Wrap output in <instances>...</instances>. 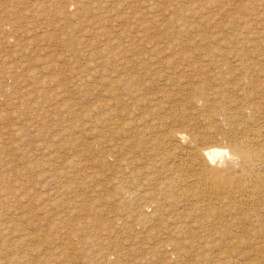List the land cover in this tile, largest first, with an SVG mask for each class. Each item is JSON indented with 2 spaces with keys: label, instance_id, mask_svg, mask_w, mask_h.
<instances>
[{
  "label": "rangeland",
  "instance_id": "374dc122",
  "mask_svg": "<svg viewBox=\"0 0 264 264\" xmlns=\"http://www.w3.org/2000/svg\"><path fill=\"white\" fill-rule=\"evenodd\" d=\"M110 1L111 2H109L107 0H105V1L104 0H89V2L87 3V0H83V2H82V0H0V261H2V262H0V264H4V263L5 264H118V263L119 264H127L128 262H129L128 264H142V263L143 264H152L153 263L152 260L153 261L155 260L154 264L158 263L159 261H161L160 262L161 264H167V263L168 264H174V262H175V264H181L180 261L182 262V264H187V263L188 264H192V263L196 264V262L199 264H204V263L205 264H215L216 261H217V264H222L221 261L222 262L224 261L223 264H225V263L226 264H229V263L232 264V261L234 259H235L234 260L235 262H233V264H237V263L238 264H247V263L248 264H257V263L258 264H264L263 263L264 262V258H263L264 257L263 256L264 255V246H263L264 241L262 238V237H264V235H262V237H261V235L259 233H257V234L255 233L256 235L254 234V232H256L258 229H260L262 231V233H264L263 232L264 228H262V226H260V224H258V223H255V224L251 223L250 219H247L245 221V223L247 222L245 225L242 224L243 227L241 226V224H235V223L225 224V223H222L219 220V218L222 214V213H220L221 211L218 210L221 206V205H218L219 203H217V204L214 203V205H213L214 207L211 208L210 210H208L209 213L207 216L205 213L202 212L206 217L209 218V221H208V219L206 220V217H204L205 219L204 218L203 219L206 220V222H208L207 223L208 225L209 224L210 225L208 226L206 223L205 224H199V225H201L204 229L205 228L208 229L209 227H211L206 232H205L206 229L203 230L202 227H199L200 229L199 228L194 229L193 226H189L190 225L189 223H191L190 220L192 217H189L190 220L188 217H185L186 222L183 220L184 218L183 219L181 218V217L188 215V213H191V214L193 213V215L194 214H200V216H201L202 214L200 212L198 213L197 211H195V212L184 211L185 212L184 213L182 211L187 210L188 208L183 209V207H179V206L178 207H176V206L172 207L169 199L168 198L167 199L162 198L161 194L159 195L160 201L161 200L163 202L166 201L169 204L165 203L163 207H161V208L159 207L160 209L157 208L159 211L154 207L139 206L141 204L140 202H142V200L144 201V199H145V201H148V200L153 199L152 196L156 192L153 190L154 184L152 186V183H155V180L152 179L153 178L152 176L154 175L153 172L154 173L158 172V171H156L157 170L156 168L157 167L161 168V165L158 164V166L156 167L152 163L153 159L148 160L147 157L152 153L147 151V150H149L148 148H145V144L147 147L150 148L151 140H154L156 138L155 135L162 136L163 139L168 140L165 142V144L164 143L161 144V147L158 148L159 151L156 150L159 153L160 150L162 149L161 152L159 153L160 155L158 153H157L158 155L157 154L156 155L157 156H163L165 159L164 162L166 164L167 163L168 164L169 163L174 164V163L178 162L180 160V158L190 159L191 156L194 155L195 151L198 148H202V147H204L206 145H210V144L216 145V143H217V145H218V143L226 144L228 142V140L230 139V137L235 136V134L238 133L237 123H234V124L230 123V121H228L227 119L222 120V118H224V117L222 115L218 114L217 111H216L217 114H215V113L211 114V112H209L211 107L208 108V106H212L215 104L219 105V103L221 104V102L222 103L224 102V99H225L226 105H231L230 101H232V99H233V101H235V97H237V100H240L241 94L237 95V93H239L237 90H238V87L242 85L240 83H242L241 80L244 77V76H240V74H242V75H245V74L241 69L234 67V65H233L234 57L232 54L237 52V51H240L241 47H242L241 50H247L248 49L249 53H251V55L253 54L252 55L253 60H256L257 63L260 65V66L258 65V67L264 68V64L263 65L261 64V63H264V55H263L264 54V47H263L264 42H261V41H264L263 40L264 39V32H263L264 28L261 26V25L264 26V23H263L264 12H262V11H264V0H261V1L259 0V2H258V0H245L246 4L247 5L249 4L248 6L245 4V2H243L244 0H241L240 1L241 3H239V0H237V1L236 0H228V1L227 0H225V1L224 0H213L212 4H211V1L208 4L209 1L207 2V0L206 1L200 0L199 2H196V3L193 0L192 1L191 0H187V1L186 0H157V1L156 0H146L147 2L145 0L144 1L143 0H117V1L110 0ZM132 1H134V2L136 1V2L133 3ZM142 1H143V3H142ZM195 1H197V0H195ZM104 2H106V3L104 4ZM112 2H115V3H112ZM123 2H125L126 6L124 5ZM153 2L156 3V5L153 4ZM204 2H206V3H204ZM215 2L216 3L218 2V4H216ZM235 2H237V3H235ZM242 2H243L244 7L246 9L242 6L243 5ZM157 3L159 4V6ZM122 4L125 7H123ZM127 4L128 5L131 4L132 7L130 5L127 6ZM137 4H140V6H138ZM163 4L165 7L163 6ZM168 4L170 5L169 8H168ZM197 4H199V5H197ZM207 4L210 6H208ZM82 5L85 7H83ZM141 5H143V7ZM185 5H188L189 7L188 6L186 7ZM200 5L202 6V8H200ZM205 5H206V7L203 8V6H205ZM118 6H119V8H118ZM145 6L148 10L145 8ZM151 6L152 7L154 6L153 7L154 10ZM190 6H192V7H190ZM194 6H195V10H193ZM196 6H197V9H199V8L200 9L196 10ZM241 6L243 7V9ZM149 7H150V9H149ZM172 7H175V9L178 10L177 11L178 14H177L176 10ZM184 7L186 9L187 8L188 9L186 10ZM208 7H209V10H207ZM219 7H220L221 11L219 10ZM223 7L226 10L225 9L222 10ZM232 7L234 10L232 9ZM85 8H86V11L84 10ZM156 8H158V9H156ZM163 8H164V11H163ZM190 8H192V9H190ZM251 8H252V10H249ZM159 9L164 13V14L162 13L163 15L161 13H159V12H161ZM210 9L214 13L210 14L211 13ZM258 9H260V10L258 11ZM149 10H150V12L153 13V16L151 15L152 13L149 12ZM200 10H202V11H200ZM206 10L208 12L210 11V13H208ZM229 10H230V13L228 14ZM87 11H89V12H87ZM156 11L159 14L154 13ZM183 11H185V12H183ZM222 11H223V13H222ZM232 11H235V12H232ZM106 12H108V13L110 12V13L107 14ZM111 12L112 13L114 12L113 15L111 14ZM143 12H145V13H143ZM197 12H199V13H197ZM224 12H226L228 16ZM242 12H244L243 14L245 16L241 15ZM259 12H260V14H259ZM84 13H85V15H84ZM104 13H106V14H104ZM182 13L183 14L185 13V14L183 15ZM190 13H191V15L193 14L195 19L197 18V15H198V18L199 17L202 19L204 18V20H202L200 18H199L200 20L198 18H197L198 20L197 19L195 20L193 17V21H194L193 22L192 18H190V17H192L190 15ZM207 13H208V15H207ZM144 14L146 15L145 17H144ZM155 14L158 15L161 22H159V20H157L158 17ZM175 14L177 15L176 18L174 16ZM179 14L181 16H178ZM257 14H259L258 15L259 17H257ZM236 15H239L240 17L237 16L238 17L237 18ZM252 15H254V17ZM102 16H104V17H102ZM108 16H110L109 18H111V19L107 18ZM183 16H185V18H183V19H185L188 22V24H186V25H185L186 21L183 23L184 20L182 21V19H181ZM210 16L212 19H215L216 21L209 18ZM216 16H218V18ZM251 16L253 19L251 18ZM83 17L85 18V20H83L84 19ZM139 17H140V19H139ZM153 17L155 19L151 20ZM173 17H174V19H173ZM179 17H180V19H178ZM219 17H222V18H220V20H219ZM225 17H227V19L230 17L229 18L230 21H229V19L227 20ZM106 18H107V20H106ZM146 18H150V20L152 22H150V20L146 19ZM235 18L237 20L238 19L239 20L236 21ZM259 18H261V19H259ZM92 19H93V21H92ZM121 19H122V21H120ZM170 19H171V23H170ZM206 19L208 21H206ZM255 19H256V21H255ZM104 20H105V22H104ZM138 20H139V22H136ZM168 20H169V22H168ZM232 20H234V21H232ZM153 21H155V22H153ZM189 21L192 23L189 24ZM195 21H197L196 23L198 25L200 24L204 28L202 26H201L202 27L201 28L200 25L198 26L195 23ZM198 21L199 22L201 21L202 23H199ZM218 21H220V22H218ZM165 22H168V23H165ZM178 22H180V23L182 22V23L177 24ZM205 22H206V24H204ZM231 22H232V25H231ZM248 22L251 24H249ZM87 23H88V25H87ZM146 23H147L148 28H145ZM155 23L157 25H160V28H159V26L154 25ZM163 23L165 24L164 26L167 25L166 27H167V30H169L168 31L169 34H168L166 28L163 26ZM193 23L196 25L194 26ZM209 23H211V24H209ZM218 23H219V25H217ZM224 23L227 26L224 27ZM234 23L237 24L236 26L239 27V28L237 27V30L235 28L236 26H234L235 25ZM247 23H248V25H247ZM103 24L105 26H103ZM191 24L194 26V28L192 27ZM244 24H246V25H244ZM254 24L257 25L259 31L255 27ZM141 25L144 27H142ZM230 25H231V27H230ZM85 26L86 27L88 26L89 31L86 30ZM182 26H184L185 28H183ZM217 26H219V27H217ZM94 27L97 29L94 30ZM151 27H153V28L150 30L151 31L150 32L149 28H151ZM161 27H164V29ZM211 27L213 28L212 30H210ZM140 28L141 29L144 28V30H141ZM172 28L175 30H172ZM187 28H189V30ZM200 28H201V30H200ZM207 28H208V30H207ZM231 28L232 29L234 28L233 29L234 31ZM260 28L262 30H260ZM121 29L123 32L120 31ZM129 29L130 30L132 29V30L130 31ZM170 29H171V31H170ZM186 29L188 31H190V29H192L191 33L187 32ZM194 29H197V30L193 31ZM202 29H203V32H201ZM230 29H231V31H230ZM114 30H116V31H114ZM125 30L126 31L128 30L129 34L127 32H125ZM159 30H161V31H159ZM178 30L180 32H177ZM225 30H227L228 33ZM253 30H254V33H253ZM108 31L109 32L111 31V32L109 33ZM162 31H165V32L163 33ZM182 31H184V33L186 35L181 33ZM198 31H200V32H198ZM89 32H91V33H89ZM113 32H114V35H113ZM175 32H177V33H175ZM196 32L199 33L198 36H197ZM205 32H207V34ZM216 32H218V33H216ZM222 32L224 33V35H226V37H228L229 35H231V36L229 38H226V37L223 38L224 35ZM230 32H232V33H230ZM256 32H257V34H256ZM85 33H87V34H85ZM106 33H107V35H106ZM239 33H241V35H238ZM117 34L120 35V36H118V38H120V39L117 38ZM167 34H168V36H167ZM181 34H183L184 36ZM204 34H206V35H204ZM110 35H113V37ZM169 35H171L172 37H175V36H177V37L172 38V37H169ZM194 35H195V37H197V39L194 37ZM202 35H203V37H205L204 39H203ZM107 36H109L113 39H110V38L106 39ZM121 36H124L126 38L122 39ZM131 36H132V38H131ZM161 36H162V38L164 36V38L163 39L161 38V40L159 41V38ZM188 36H190V37H188ZM233 36H234V38H233ZM128 37H130V38H128ZM152 37H153V40H155L157 43L152 41ZM198 37L199 38L201 37V39H199ZM213 38H214V40H213ZM238 38H239V42L236 41ZM256 38H259L258 39L259 42H258V40H256ZM121 39L123 40V42ZM131 39H132V41L126 42L127 40H131ZM112 40H113V43H112ZM226 40H228V41H226ZM246 40H248V43ZM168 41H170V42H168ZM107 42H109V43H107ZM117 42L119 44L121 43V46L119 44H116ZM146 42H148L147 45L145 44ZM150 42H153V43H151V45H149ZM171 42L173 43V45L176 43L177 44L171 47V44H172ZM240 42H242V43H240ZM255 42H257L258 45L261 44L262 48H261V46L257 47V44L255 45ZM128 43L129 44L131 43V44L129 45ZM183 43H185L184 44L185 46H180L181 44L183 45ZM189 43H191V44L187 45ZM208 43H210V44H208ZM223 43H224V47H223ZM229 43H234V44L236 43V44L235 45L233 44L234 45V47H233V45L229 44ZM108 44H110V45H108ZM112 44L114 47L112 46ZM126 44L129 45V46L127 45V48H126ZM135 44L139 45V47L137 46V47L133 48V46H136ZM165 44H168V45H165ZM207 44H208V46H207ZM227 44H229V46ZM237 44H238V47L236 46ZM116 45H119L120 47L117 48L118 46L115 47ZM141 45H142V47H140ZM244 45L248 46V48H246V46H244ZM147 46H150V47H147ZM156 46H159V47H156ZM176 46H178V48H180V50H182V51L185 48V50L187 52L186 53L185 51H183L185 57L181 56V55H183L182 51L181 52H180V50L178 51V48ZM203 46H205V50H204ZM209 46H211V47H209ZM103 47H105L104 48L105 51H103ZM129 47H132V48H130V51H131V49H134V51L133 50L131 51L133 54L129 53L130 51L128 52ZM151 47H152V50L150 49ZM213 47H214V50H213ZM230 47H231V50L229 49ZM236 47L239 49H236ZM110 48H115V49L117 48V50L115 51V49H110ZM136 48H138V50H135ZM142 48H145V50ZM154 48H155V50H153ZM156 48L157 49L160 48V49L156 50ZM168 48H169V50H168ZM181 48H183V49H181ZM209 48H211L212 50ZM233 48H235L236 50H234ZM93 49H95V50H93ZM107 49L109 51L111 50V52H109ZM118 49H119V51H118ZM162 49H163V51H161L162 52L161 53L160 50H162ZM201 49H203V50H201ZM218 49H219V51H218ZM112 50H114V51L112 52ZM120 50H121V52H120ZM146 50L149 53L146 52ZM149 50H151V52ZM171 50H173V51H171ZM190 50L196 52L195 55H194V52L191 53ZM223 50H224L223 53L225 55L228 52L230 53V55L228 53V56L226 55L225 57H227L229 61L233 62V63L231 62V65H230L233 67L232 69H230L231 67L229 66L230 67L229 68L228 65L227 66H225V65L218 66V64H217V66H215L216 64L213 63V65L214 64L215 65L210 66V64H212V63H210V64L208 63L210 61L211 55L216 54V52H218L216 56H218L219 52H220V54L223 55V53L221 52ZM229 50L231 52H232V50H234V52L231 54V52ZM98 51H99V55H98V53L97 54L95 53ZM122 51H125L128 54H126L125 52H122ZM135 51H136V53H135ZM152 51H154L153 55H152ZM203 51H204L205 55H207V57L204 55L203 56L201 55L203 53ZM205 51H208V52L211 51L210 53H213V54H210V53L207 54V52H205ZM88 52H91L90 55L88 54ZM100 52L103 53L102 55H104L105 57L102 56ZM106 52L110 53V55H108V53H106ZM117 52H119V53H117ZM137 52H139V53H137ZM189 52H190V55H189ZM200 52H202V53L199 54ZM111 53L113 54V56ZM115 53H117V54H115ZM121 53L125 56V59L123 58L124 56L122 57ZM157 53H158L159 60H160V58H162L164 62L162 60L158 61ZM160 53H161V56H160ZM167 53H170V54H167ZM172 53H173V55H172ZM178 53H180V54L177 55ZM93 54L96 56H94ZM119 54L121 56V59H123L126 62L125 63L126 68L124 70H123L124 67H118V64H117V63H119L118 60H121V59H119ZM129 54L131 56L133 55L132 58ZM135 54H139V55L142 54V55L139 56V55H135ZM127 55H129V56H127ZM255 55L256 56L258 55V56L256 57ZM106 56L108 58H106ZM111 56H112V58H111ZM145 56H147V58ZM172 56H174V58ZM178 56H180V57H178ZM97 57L101 58V59H99V63H97L98 62ZM152 57H153V59H152ZM163 57L165 58V60ZM167 57L169 59H167ZM258 57H259V59L257 60L256 58H258ZM93 58H94V60H93ZM129 58H130V60H132L134 62L135 65L131 61L133 65L129 66V64H131L130 60L127 63ZM138 58L139 59L142 58L143 63L138 64L139 63L138 61L141 62V60H136ZM155 58L157 59V62L155 61L156 60ZM192 58L193 59L195 58L196 61L198 60L197 61L198 63L195 61V59L193 60ZM95 59L97 60V62L95 61ZM108 59H109V61H108ZM110 59H112V60L114 59L115 63H113L114 61H112V60H111V62H112L111 63ZM143 59H144V61H143ZM146 59H148V60H146ZM151 59L153 61H151ZM180 59L184 60V62L180 61ZM200 59H201L202 63H199ZM87 60H88V62H87ZM89 60L94 62V63L90 62ZM190 60L192 63H190ZM103 61H104V63H102ZM147 61L148 62L150 61V62L147 64L146 63ZM152 62H154L155 64L156 63L160 64L161 67H160V65H158V64L155 65ZM165 62H166V64H165ZM179 62H181L183 64H179ZM193 62L197 63V64L195 65ZM203 62L206 63V65L203 64ZM91 63L95 64L97 67L99 65V68L100 67L101 68L99 69V68L95 67L94 65H91ZM101 63H102V65H101ZM109 63H111L110 67L107 66V65H109ZM163 63L166 65L167 68L166 67L165 68L169 72L167 70H165V68L163 67L164 66ZM175 63H178V64H175ZM86 64L90 70H88V68L86 67ZM113 64H115V65H113ZM174 64L176 65V67ZM200 64L201 65L203 64V67L204 68L206 67V68L202 69L203 67ZM136 65L139 67H137ZM144 65H146V68H144L145 67ZM153 65H154V67H153ZM91 66H92V68H91ZM111 66H112V68H111ZM116 66H117V68H116ZM190 66H192V67H190ZM108 67L110 69H108V71H107ZM151 67H152V70L150 72ZM209 67H211V68H209ZM212 67H214V69ZM218 67L220 69L222 67H224V69L223 68L221 69L222 72L220 71V69ZM104 68H106V69H104ZM133 68L135 69L136 72L134 71ZM172 68H173V70H170ZM180 68H182V69H180ZM198 68H201L203 71H207V72L203 74V72L200 71L201 69H198ZM101 69H103V70H101ZM128 69L129 70L131 69L130 73L132 74V76H130L131 75L130 73H127V72H129ZM140 69H143L142 72L143 71H145V72L142 73L140 71ZM177 69H179V70H177ZM234 69H236V70L234 71ZM237 69L240 70V72L242 71L243 73L242 72L240 73ZM104 70H106V71H104ZM155 70H156V73H158V72L159 73L155 74ZM174 70L177 73L174 72ZM180 70H182L181 71L182 72V74H181L182 78L184 75H186L182 79L183 82L181 81L180 74L178 75V71H180ZM185 70H188V71L186 72ZM231 70H233V71H231ZM88 71H89V73L93 72L91 74L92 79H90V74L88 73L89 74L88 75L86 73ZM125 71H127V72H125ZM152 71H154V72H152ZM213 71H215L217 74L214 73ZM254 71H255V73H254ZM256 71H258V70L254 69L253 72H252V70H249V72H248L249 76L247 75L246 80L248 81L250 79L249 77H251V75L253 74L252 75L253 78L257 77V79H260V81H264V75L263 74L260 75ZM113 72H115V73L113 74ZM160 72H162V74ZM181 72H179V73H181ZM223 72L225 73V75ZM227 72H229V73H227ZM233 72H235L236 75H232ZM98 73L99 74L101 73L100 75L102 76V78H105L107 81L105 82V80H102L101 77L98 78L100 76V75H98ZM111 73L113 74V76H111L112 75ZM118 73H120V74H118ZM135 73H137V74H135ZM148 73H149V75H148ZM164 73L165 74L168 73V74L164 75ZM175 73L180 78L179 82H178L179 78H177ZM183 73H184V75H183ZM199 73H201V74H199ZM218 73H223V74L221 75ZM230 73L232 76H230ZM94 74L97 76H95ZM122 74H125L124 77L122 76ZM142 74L144 75L143 78H142ZM153 74H155V76H153ZM193 74H194V76L195 75L196 76L192 77L191 75H193ZM207 74L209 76L208 79H207V77H208ZM237 74H238V76H237ZM86 75H88V76H86ZM92 75H94V76L92 77ZM107 75L111 76L112 78L108 77ZM114 75H115V77H114ZM119 75H121L122 79H120L121 77ZM161 75H163V77ZM201 75L202 76L204 75V76L202 77ZM216 75L217 76L219 75V76L217 77ZM199 76H201V77H199ZM128 77H129V79H128ZM137 77H138V79H137ZM160 77H162V78L160 79ZM173 77H175V78H173ZM93 78H96V81ZM108 78H109V80H108ZM115 78H117V80H115ZM131 78H132V80H131ZM144 78L147 82H145V80H142ZM155 78H157V80ZM163 78H165V79H163ZM193 78H195V79H193ZM85 79H87V80H85ZM123 79H124L125 84H123ZM140 79L142 80V82H140V83L145 84V85L149 84L150 86H148V85L142 86L140 83L135 84V82H133L134 85H137V86H134L133 83H131V81H133V80L139 82V81H141ZM170 79L173 80V82L175 84L172 81H170ZM174 79H178V80L175 81ZM185 79L187 80V82H184ZM235 79H236V81H235ZM83 80L85 82L82 83ZM127 80H129V81L127 82ZM194 80H196V81H194ZM157 81H158V83H156ZM210 81H212V83ZM230 81H231V83H233L232 81H235L234 82L235 84L234 83L228 84V83H230ZM90 82L93 84H91ZM108 82H111L112 84L117 82L115 84V86L118 83L120 85L121 84H123V85H121L122 88L120 87L119 84L116 87H114V85L112 86L111 83H108ZM196 82L199 83L200 87L197 86L198 84ZM171 83H173L174 85ZM192 83H193V85H192ZM84 84H85V86H84ZM96 84H98V85H96ZM100 84L103 86V88ZM151 84H153L152 87H151ZM159 84H160V87L158 86ZM164 84H166V85H164ZM167 84H170V85H167ZM185 84H186V86H185ZM208 84H210V85H208ZM110 85L112 86V88ZM132 85L136 89L134 87H131ZM138 85L140 87H138ZM161 85H162V87H161ZM163 85H164V87H163ZM226 85H227V88H225ZM93 86L94 87L98 86V88H96L97 92L95 91L96 89L94 90V88H90ZM104 86H107V87L109 86V89L107 87L105 88ZM118 86L123 90L118 88ZM123 86H124V88H123ZM128 86H130L131 88ZM174 86H175V88H174ZM187 86H188V88H187ZM233 86L234 87L236 86V87L232 88ZM137 87H138V89L141 90V91L139 90L140 92H138ZM153 87H155V89ZM172 87H173V89H172L173 91H170V89ZM211 87H213V88H211ZM217 87L219 89L222 87L223 90H225V91H222V93L223 92L226 93L225 95H227L229 97L230 101L227 100L228 97H225L224 99L220 97V99H219V94L216 93L218 96L213 94L214 91H216L218 89ZM101 88L103 89V92L101 91L102 90ZM114 88H115V91L118 88L117 94L113 90ZM129 88L137 91L138 95L136 94L135 91L130 90ZM143 88L146 90V94H144L145 91ZM147 88L149 90H147ZM189 88H191V89H189ZM199 88L202 89L201 92L199 91L200 90ZM105 89H106V91L107 90L108 91L110 90V91L106 92V91H104ZM125 89L128 91V93H127V91L124 92ZM158 89H159V91H158ZM161 89H162V91H161ZM183 89L185 91H187L188 93H190L191 95L188 94L187 92L185 93ZM192 89L193 90L197 89V90H196V92H195V90L193 92ZM228 89L231 91V93H230V91L228 93ZM152 90H155L156 92H154V94H153ZM163 90H165L164 94H163ZM203 90H205V92ZM93 91H95V92H93ZM149 91H151V92H149ZM177 91H179V92H177ZM232 91H235V92H232ZM119 92H121V93L119 94ZM133 92H135L134 93L135 97L132 96ZM161 92L163 95H160ZM176 92L178 93V95L176 94ZM106 93H108V96H111L113 94V97L111 96L110 97L111 99L108 98ZM129 93H131V94H129ZM183 93H185L184 96H183ZM232 93L234 95H232ZM97 94H98V96H97ZM101 94H102V97L104 96L103 98L101 97ZM187 94H188V96H186ZM196 94L198 97L196 96ZM201 94H203V96H200ZM122 95H124V96H122ZM142 95H146V96H142ZM180 95H182V97ZM207 95L209 97V99H207L208 101L205 99V98H208V97H205ZM213 95L216 97H214ZM88 96H90V97L88 98ZM117 96H119V97H117ZM158 96L159 97L161 96L160 98L164 97V99L162 98L161 99L162 101H161V100H159L160 98ZM166 96H167V98H165ZM210 96H212L213 98L212 97L210 98ZM126 97H130V98L127 99ZM169 97H171V98H169ZM192 97H194V98H192ZM99 98L102 100V103H101V100ZM145 98L147 99V102H145L146 101ZM148 98H150V99H148ZM156 99L159 101H157ZM176 99H177V101H176ZM179 99H182L181 100L182 104H180ZM183 99L184 100L186 99L185 102ZM191 99H193V100H191ZM104 100L106 101V104L105 103L103 104V102H105ZM124 100H126V101H124ZM139 100H142V102L144 101L145 103H147V105L149 104L148 107L144 102H143L144 105L143 104L140 105L142 102ZM164 100H165L167 106H165L166 104L164 103ZM189 100L192 101L191 103H193V105H190L191 103H188ZM214 100L218 104L215 102L213 103L212 101H214ZM119 101H120V103H119ZM154 101H156V102H154ZM202 101H205L206 103L202 102ZM111 102H113V103H111ZM210 102H211V104H210ZM150 103L151 104L153 103V106L151 105L153 108L150 106ZM171 103H173L172 106L169 105ZM96 104H98L99 106L98 105L96 106ZM122 104L123 105L126 104V107H125V105L122 106L123 109L121 108ZM131 104L133 105V107L131 106ZM154 104L157 106H155ZM203 104H206V105L204 106ZM127 105L129 106V108L132 107L133 110L130 109V111H129V108L127 107ZM187 106L189 108H187ZM193 106L194 107L196 106L195 108H197V109H195V112H194ZM231 106H234V105H231ZM106 107H107V109H106ZM179 107H181V108H179ZM184 107L186 108L185 110H184ZM205 107L208 108V109H205L206 112L204 110ZM108 108H109V110H112V111H108ZM136 108H137V112H136ZM144 108H148V109L151 108V109H153V112L150 113V111H149L147 113L148 109L145 110ZM155 108L159 109V110L157 111ZM163 108H164V110H163ZM191 108L193 110H191ZM120 109L121 110L127 109L128 113L126 111L121 112ZM151 109H149V110H151ZM154 109H155V111H154ZM200 109L202 111L198 112ZM114 110H115V112H113ZM116 111H118V112L120 111L122 114L121 113L117 114ZM133 111H134V114L131 113L132 114L131 115L130 112H133ZM184 111H186V112L184 113ZM95 112L97 114L98 113L99 114L97 115ZM105 112H107V113H105ZM109 112H111V113H109ZM169 112H171V113H169ZM196 112H198V113H196ZM113 113H114V115H113ZM126 113L128 114V117L125 116V115H127ZM136 113H137V115H136ZM145 113H147V115ZM166 113L168 115H166ZM180 113H182V114H180ZM189 113L191 115H188ZM204 113L206 114V116ZM88 114H90V116H87ZM93 114H96V116H98V118L95 117V115L93 117ZM115 114H116V116H115ZM129 114H130V117L132 118V120L129 117ZM142 114H144L145 117ZM161 114L162 115L165 114V115L162 116ZM200 114H202V115H200ZM209 114H211L212 116L215 115L214 116L215 118L212 117L211 115L209 116ZM120 115H122V116H120ZM133 115L135 118L133 117ZM182 115H183L185 120L182 119L183 118ZM194 115H196V116H194ZM198 115H200L201 117L199 116L200 118H198ZM101 116L105 119L104 121H103V118ZM114 116L116 117V121H115ZM149 116H151V117L153 116V118H150ZM180 116H181V118H179ZM185 116H188V118H190L192 120L189 121L190 119L185 118ZM208 116L210 119H208ZM121 117H122V120H120ZM123 117H124V121H123ZM216 117L218 118V120L220 118L221 119L219 121H217V120H215V119H217ZM107 118L109 120H107ZM149 118L151 120H149ZM92 119H93V121H92ZM97 119H98V121L101 120L102 122L99 121L97 123V121H96ZM141 119H144V120H141ZM145 119H147V121ZM168 119H170V120H168ZM172 119L174 120L175 123L173 122ZM180 119H181V121H180ZM178 120L181 123L178 122ZM194 120H196V121L194 122ZM200 120H201V122H200ZM206 120H208V122ZM214 120L216 123H214ZM85 121H88V122H85ZM105 121H107L109 123H106ZM129 121L130 122L135 121L134 124L139 125V128L137 129L138 132H136V130L134 128L135 125L133 123H130ZM182 121L185 123H183ZM211 121L213 123L210 124L209 122H211ZM227 121H228V123H226ZM111 122H112V124H111ZM136 122H138V123H136ZM187 122L190 126V129L188 128L189 130H187V127H188ZM222 122H223V124L225 122L226 124H224V125L226 127L228 126L229 128L224 127V125H222ZM145 123H146V125L144 126ZM149 123H150V125H152L154 127H149L150 126ZM169 123L172 125H170ZM177 123L180 125H177ZM198 123H199V125H198ZM200 123H202V124H200ZM101 124H102V126H99ZM124 124H125V126L123 127ZM154 124H156V125H154ZM175 124L177 125V127ZM181 124L184 128L181 126ZM186 124H187V126H186ZM216 124L218 127H216ZM235 124L237 127L235 126ZM108 125H109V127H108ZM117 125L118 126L120 125V126L118 127ZM158 125L159 126L161 125L160 126L161 128ZM92 126H93V128L90 129ZM103 126H105V127L103 128ZM112 126L114 127L115 130L112 129L113 128ZM165 126H167V127H165ZM194 126H196L198 128H195ZM213 126L215 127V129ZM84 127H85V129L86 128L87 129L85 130ZM144 127H146V128H144ZM180 127H182V128H180ZM95 128H97V129H95ZM105 128L106 129L108 128V129L106 130ZM120 128H121V130H123L124 133L120 130ZM123 128H125V129H123ZM151 128H154L153 133H157V132L158 133L153 135ZM163 128L165 129V131ZM185 128H186L187 132H191L190 130H192L194 132L196 131L195 133H197V137L190 135L189 139L181 140V141L179 140L180 142L177 140H174V139L169 141V138L167 137L168 136L167 133L169 130L170 131H178V129L185 130ZM210 128H212V130ZM221 128L224 130H221ZM93 129H95V131ZM157 129L158 130L160 129V131L162 130V132L157 131ZM198 129H199V131H197ZM232 129L236 132L232 131ZM89 130H90V132H89ZM96 130H99L100 132L96 131ZM129 130L132 132L131 134H130ZM150 130H151V132H150ZM112 131L114 132V134ZM146 131L148 132V134ZM226 131H228V132H226ZM98 132L100 134H98ZM101 132H102V134H101ZM103 132L104 133L106 132L105 133L106 135ZM107 132L110 133L109 136L115 137V138H112L114 140L110 139L111 137L108 139L109 136H108ZM115 132H117V133H115ZM127 132H129L128 135H127ZM139 132H140V134H139ZM143 132H146L145 135H147V136L143 135L144 134ZM159 132H160V134L161 133H163V134L160 135ZM202 132H204V135L202 134ZM219 132H221V134H219ZM229 132H231V133H229ZM133 133H134V135H133ZM137 133L139 136L137 135ZM150 134H152V135L150 136ZM198 134H200V135H198ZM207 134L208 135L210 134L211 136L209 135V137H208ZM216 134L218 137H216ZM222 134H223V137H222ZM230 134H232V136ZM97 135H99V136H97ZM165 135H167V136H165ZM130 136H132L133 138L132 137L130 138ZM205 136H207L206 139H205ZM127 137H129V138L127 139ZM105 138H106V140H105ZM121 138L123 140H121ZM134 138L136 141H138L137 139H140V140L143 139V144L141 141V144L139 146H137V148H136L135 144L140 143L139 142L140 140L138 142H136L134 140ZM191 138L193 139V141ZM195 138L198 140H195ZM207 138H208V141H207ZM213 138L214 139L219 138L218 140H220V141L214 140ZM129 139H131V141ZM223 139H224V141H223ZM226 139H227V142L225 141ZM133 140L135 142H133ZM105 141H106V144H105ZM124 141L126 142V144H127V142L128 143L132 142V143H130L128 145H122V144H124L123 143ZM144 141H145V143H144ZM146 141L148 142V144ZM206 141L207 142L210 141V143H206ZM103 142H104V145H103ZM168 142H170L169 143L170 145L168 144ZM181 142H182V144H181ZM188 142H190V143H188ZM133 143H134V145L130 147L129 145H132ZM171 143H174V144H171ZM183 143H184V146H183ZM114 144H115V146H114ZM167 144H168V146H167ZM189 144H191V146ZM70 145H71V147H70ZM74 145L77 147H75ZM105 145H107V146H105ZM110 145H113V146H110ZM63 146H65V147H63ZM73 146L75 149L73 148ZM122 146H124V149H122V150H125V151H122V150L120 151V149L123 148ZM125 146H126V148H125ZM140 146H141V148H140ZM117 147H119V149ZM133 147H135V148H133ZM164 148H167V149H164ZM179 148L181 149V151L183 150L182 151L183 153H178V152H181ZM187 148H188V150L186 151L185 149H187ZM111 149H113L114 151ZM126 150H128V151H126ZM139 150L140 151L142 150L141 152H143V150H144V154H147L148 156L143 155V153H141ZM171 151H173V152H171ZM174 151L176 153H174ZM114 152L116 154L115 156H113ZM122 152H123V154L125 152H128V153H125L123 155ZM163 153L166 155H164ZM170 153H172V154H170ZM128 154H130V156ZM135 154L137 156L139 154L140 157L134 156ZM118 155L120 156V158ZM156 155L154 157H157ZM116 156H118V157H116ZM124 156H126V157L124 158ZM187 156H189V158ZM114 157H115V159H114ZM165 157H167V159ZM168 157H170L171 162H170ZM126 158H127V160H126ZM136 158H137V160L141 158L143 160L144 164L142 163L141 159H140L141 161L140 160L137 161ZM122 159H125L126 162H125V160L122 161ZM145 159L148 161L147 163L145 162ZM76 160H78V162ZM124 162L127 164H125ZM134 162L135 163L137 162L136 163L137 167L134 164ZM118 163H119V166H118ZM120 163L124 164V165H122L124 168L121 166ZM140 163H142V164H140ZM162 164H164V163H162ZM152 168H154V171ZM144 169H146V170H144ZM162 172L160 173V175L157 174L159 179H163L161 177L162 174L164 176H166ZM130 173H131V175H130ZM125 174L127 177L125 176ZM121 175H122V177H121ZM132 175H134L135 177H133ZM136 175H138V176H136ZM64 176H65V178H64ZM117 176L119 178H117ZM120 177H121V179H120ZM128 177H129V179L130 178H132V179L129 180ZM146 179L148 180L147 182H146ZM151 179H152V182H151ZM123 180H125L124 181L125 183H119V182H123ZM126 180H127V182H126ZM145 182H146V184H145ZM141 184H143V185H141ZM117 185L120 188H122V190L120 188H117L118 187ZM131 185H132V188L130 187ZM123 186L125 188H123ZM127 186L129 188L128 191L126 190ZM148 186H150V187H148ZM142 187H144L145 190ZM117 190H119L120 192ZM129 190H130V192H129ZM145 191L147 193H145ZM148 191H151V192L153 191L154 193L152 192V194H151ZM131 192H132V195L130 196ZM137 192H138V194H136ZM139 192L141 195L139 194ZM123 194H124V196H122ZM147 194H149V196ZM259 194H260V197L261 196L263 197V199H262V197L257 198L259 196ZM136 195H139L141 197H139V196L136 197ZM254 195H255V197H254ZM119 196L121 198V199L120 198L119 199L122 202L123 201H125V202H123V203L119 202L120 201L118 199ZM123 197H124V199H122ZM132 197L135 199V202H133L134 199ZM142 197L143 198L145 197V198L142 199ZM148 197H150V199ZM125 198H127V199H125ZM137 198H138V200H137ZM251 198H252V201H254L256 203V206L261 207L260 208L261 214H264V213H262V212H264V209H263L264 208V205H263L264 204V187H262L261 192H257V193H254L253 195H251ZM259 199L260 200L262 199L261 203H260ZM127 201L129 204L126 203ZM216 202H218V200ZM135 204H136V206H135ZM133 206H134V208H133ZM216 206H217V209H216ZM164 208L166 210H164ZM168 208L172 209L173 211L169 210ZM127 209H128V212H126ZM179 209H181V210H179ZM167 210H168V212H167ZM189 210H190V208H189ZM146 211L147 212L152 211L153 214L151 212L145 213ZM155 211H157V212H155ZM136 212H137V214H136ZM158 212H160V213H158ZM180 212H182L183 215L184 214H186V215L183 216L182 213H180ZM128 213H131V214L128 215ZM141 213L142 214L144 213V215H142ZM165 213L167 215L174 213V214H171L174 216H167ZM149 214L152 216L150 217ZM210 214H212V216ZM136 215H139V216L136 217ZM154 215H156V216H154ZM165 215L168 218H166ZM122 216H124L125 219L123 217V220H122V218H120ZM126 217H128V219ZM211 217H212V219H214L212 221L214 226H212V224H211V220H212ZM162 218L164 220H166L165 224L162 223V222H164V220ZM180 218L182 220H180ZM244 219H245V216H244ZM119 221H120V223H118ZM127 221H129L131 223H129ZM136 221H138V222H136ZM152 221H154V222H152ZM141 222H142V224L144 222L143 226L144 227L146 226L145 228L142 226ZM168 222H169V224H167ZM180 222L181 223L183 222V223L181 224ZM136 223H138V224H136ZM175 223H176V225H174ZM179 223L181 225H183V229H185V228L186 229L181 230L182 227ZM116 224H118V225H116ZM124 224H125V226H124ZM149 224H151V225H149ZM172 224L174 226H172ZM184 224H186L187 226ZM231 224L236 225V227H238L239 229L238 228L236 229V227L232 226ZM250 224H251V226H249ZM152 225H154V227ZM164 225L166 227H163ZM168 225L169 226L171 225V226L169 227ZM203 225H205V226H203ZM226 225H229V226L226 227ZM246 225L249 226L251 229L249 227H247ZM3 226H6V227L3 228ZM158 226H159V228L155 229V227H158ZM175 226H176V228H175ZM245 226H246L245 230L248 231V233L246 231L243 232V229L245 228ZM7 227H8V230H6ZM115 227L116 228L118 227V229H116ZM119 227H121V228H119ZM172 227H173V229H172ZM219 227H220V229L222 228V231L220 229H219V231H217ZM228 227H230V228H228ZM255 227H257V228H255ZM125 228H127L129 231L124 230ZM142 228H144L145 230H142ZM150 228H152L153 230ZM164 228H166V229H164ZM174 228L177 229L178 231L176 230L177 231L176 232L174 230ZM191 228H193V229H191ZM213 228H214V230H213ZM231 228H233V229H231ZM119 229H122V230H119ZM188 229H189V231H188ZM235 229H236V232H234ZM141 230L143 232L146 231V233L145 234L142 233ZM158 230H160V231H158ZM166 230H167V232H166ZM168 230H170V231H168ZM172 230H174V231H172ZM186 230H187V232H186ZM196 230H198L199 233L194 232ZM200 230L202 231V233ZM211 230H213V231H211ZM229 230L230 231L232 230L231 233L229 232ZM115 231H117V232H115ZM226 231H228V232H226ZM131 232H132V234H130ZM149 232L152 233V238H150L151 234ZM171 232H172V235H170ZM218 232H221V233H218ZM240 232H242V233H240ZM208 233H210V234L213 233L214 235L213 234L210 235ZM222 233H225V234H222ZM229 233H230V235H229ZM35 234H36V236H35ZM108 234H109V236H107ZM112 234H113V237H110V236H112ZM141 234L146 235L147 237L146 236H139ZM163 234L170 235V236H164ZM236 234L237 235L239 234V235L236 236ZM180 235L183 237H179ZM194 235H195V237L196 236L197 237L195 238ZM115 236L116 237L120 236V237H118V239H117V238H115ZM137 236L140 238V240ZM154 236H157V237H154ZM191 236H192V238H191ZM230 236H232V237H230ZM245 236L246 237L251 236V237L246 238ZM253 236L257 239L254 240ZM33 237L37 241H35L33 239ZM107 237H109V238H107ZM131 237H134V239ZM160 237H161V240L156 239V238H160ZM167 237L169 238V240ZM126 238L128 240H126ZM137 238L140 241V243L137 240ZM222 238H223V240H222ZM236 238H237V240H236ZM245 238H246V240H244ZM251 238H253L252 241L250 240ZM130 239H132V242ZM155 239L157 240V242ZM162 239L164 240V244L161 242V241H163ZM170 239H172V240H170ZM189 239L192 240L191 243L189 242L190 241ZM225 239H226V241H225ZM117 240H120L121 242L117 241ZM133 240L135 241V243L133 242ZM143 240H147L148 243H147V241H143ZM215 240H219V241L215 242ZM247 240L251 246L246 242ZM136 241H137V243H136ZM169 241L170 242L172 241V243H169ZM183 241H186V242L181 243ZM193 241H197V242L194 244ZM254 241H255V243H254ZM261 241H263V245H262ZM122 242H124V244ZM144 242L146 243L147 247L144 246L145 245ZM154 242H156L158 244H156ZM222 242L224 243V245H222L223 244ZM109 243H110V245H109ZM111 243H113V245ZM120 243H122V244H120ZM151 243H153L154 246H152ZM159 243L160 244L162 243V244L159 246ZM176 243H178V244H176ZM215 243H217L218 245L217 244L215 245ZM242 243L243 244L246 243V244L243 245ZM149 244H151V246H149ZM171 244H173V246ZM190 244H191V246H190ZM192 244H194L195 246H193ZM198 244H200V245H198ZM231 244H233L232 245L233 247L231 246ZM123 245H127V246H123ZM138 245L139 246L141 245V247H139ZM168 245H170L171 247L170 246L168 247ZM226 245H227V247H226ZM247 245L249 246V250H246V249H248ZM109 246H112L111 249ZM117 246H120V247H117ZM130 246H132V247H130ZM157 246L159 247V249L161 251L158 250ZM179 246H181V248ZM196 246H199V247L197 248ZM219 246L222 249V251L219 248ZM235 246H238V247H236L237 251H234L236 249ZM151 247L153 249H151ZM194 247H196V248H194ZM256 247H258V248H256ZM138 248H139V251H137ZM147 248L150 252L147 251ZM176 248H178L179 251H177ZM202 248H204L205 250L203 249V251L201 252L200 250H202ZM212 248H214V249H212ZM241 248L242 249L244 248L245 252H243L244 250H242ZM128 249H129V251H128ZM182 249L184 251H182ZM211 249L216 251L217 253L215 252V254H214V252L211 251ZM239 249H241L242 251ZM254 249H255V251H254ZM193 250L195 253L198 252V254L193 253ZM208 250H209V252H205ZM112 251H114V252H112ZM126 251H128L129 253ZM155 251H157L158 253ZM175 251H177V253ZM256 251H259L261 254L259 252H256ZM101 252H104V253H101ZM180 252H182V253L186 252L183 255L188 256V257H184L183 255H181V257H180V254H181ZM227 252H228V254H227ZM130 253H131V256H129ZM147 253H149V254H147ZM189 253H191L190 254L191 257H190V255H187ZM229 253L230 254L232 253L231 254L232 256ZM233 253L236 256L233 255ZM239 253H242V254H239ZM247 253L250 255H248ZM98 254H100V255H98ZM110 254H112V255H110ZM132 254L134 257L132 256ZM140 254H143V255H140ZM150 254H151V256L149 257ZM152 254H155V256ZM168 254L169 255L171 254L170 258L168 256ZM172 254H174V255H172ZM200 254H202V255H200ZM222 254H224L225 256L224 255L222 256ZM165 255H167L168 257H166ZM197 255H199V256H197ZM204 255H205V257L202 258V256H204ZM208 255H211V256H208ZM228 255H230V256H228ZM237 255H238V258L241 260L239 262H238L239 259L235 258V257H237ZM245 255L249 259L246 258ZM141 256L143 259L141 258ZM176 256H178V257H176ZM206 256L209 257L208 258L209 260L207 259ZM212 256H213V258H211ZM197 257L198 258L201 257L202 260L200 258L198 259ZM228 257L231 259L229 260ZM243 257L245 258V260ZM127 258L129 259V261L127 260ZM130 258H131V261H130ZM205 258H206V260H204ZM93 259H95V260L98 259L99 261L97 260V262H96ZM117 259L119 260V262H117L118 261ZM135 259H136V261H135ZM150 259H151V261H149ZM193 259H195V260H193ZM211 259H212V261H211ZM223 259H225V260H223ZM256 259L258 261H256ZM132 260L134 261V263ZM165 260L167 262H163ZM186 260L188 262H186ZM228 260L230 262H228ZM260 260H261V262H260ZM262 260H263V262H262ZM123 261L125 263H123ZM143 261L144 262L146 261V262L144 263ZM209 261H211V262L214 261L215 263L214 262L209 263ZM236 261H237V263H236ZM136 262H140V263H136ZM183 262H185V263H183ZM160 263H158V264H160Z\"/></svg>",
  "mask_w": 264,
  "mask_h": 264
},
{
  "label": "bare ground",
  "instance_id": "6f19581e",
  "mask_svg": "<svg viewBox=\"0 0 264 264\" xmlns=\"http://www.w3.org/2000/svg\"><path fill=\"white\" fill-rule=\"evenodd\" d=\"M105 1V0H104ZM107 1H109V2H111L110 0H107ZM113 1V0H112ZM114 1H117V0H114ZM144 1V0H143ZM143 1H142V3H143ZM146 1V0H145ZM157 1V0H156ZM187 1V0H186ZM192 1V0H191ZM195 3L196 2H199L200 0H197V1H195V0H193ZM206 1V0H205ZM209 1V2H208ZM210 1H211V4H212V2H213V0H207V2H208V4L210 3ZM225 1V0H224ZM228 1V0H227ZM237 1V0H236ZM241 0H239V3H241L240 2ZM261 1V0H260ZM82 2H83V0H82ZM81 2V3H82ZM85 2V1H84ZM89 2V0H87V3ZM133 3H135L134 1H132ZM138 2V1H137ZM147 2V1H146ZM185 2V1H184ZM193 2V3H194ZM222 2V1H221ZM230 2V1H229ZM243 2H245V4H246V1L244 0ZM243 2H242V4H243ZM258 2H259V0H258ZM80 3V4H81ZM86 3V4H87ZM106 2H104V4H105ZM112 3H115V2H112ZM124 3V5H125V2H123ZM131 3V2H130ZM191 3V2H190ZM192 3V4H193ZM194 3V4H195ZM202 3V2H201ZM204 3H206V2H204ZM216 3V2H215ZM228 3V2H227ZM231 3V2H230ZM233 3V2H232ZM235 3H237V2H235ZM249 3V2H248ZM251 3V2H250ZM79 4V5H80ZM132 4V3H131ZM131 4H129L130 6H131ZM147 4V3H146ZM153 4H155L156 5V3H154L153 2ZM158 4V3H157ZM166 4V3H165ZM207 4V5H208ZM216 4H218V2L216 3ZM253 4V3H252ZM255 4V3H254ZM258 4V3H257ZM128 4H127V6H129ZM134 5V4H133ZM138 6H140V4H137ZM144 5V4H143ZM143 5H141L142 7H143ZM150 5V4H149ZM148 5V6H149ZM197 5H199V4H197ZM202 5V4H201ZM200 5V8H202V6ZM225 5V4H224ZM233 5V4H232ZM241 5V4H240ZM247 5V4H246ZM249 5V4H248ZM247 5V6H248ZM260 5V4H259ZM258 5V6H259ZM83 6V5H82ZM112 6V5H111ZM120 6V5H119ZM119 6H118V8H119ZM122 6H123V4H122ZM126 6V5H125ZM125 6H123V7H125ZM158 6H159V4H158ZM163 6H164V4H163ZM162 6V7H163ZM186 7L188 6V5H185ZM208 6H210V5H208ZM229 6V5H228ZM243 7H244V4L242 5ZM241 6V7H242ZM256 6V5H255ZM261 6V5H260ZM83 7H85V6H83ZM105 7V6H104ZM132 7V6H131ZM152 7V6H151ZM154 7V6H153ZM152 7V8H153ZM165 7V6H164ZM170 7V5L168 4V8ZM189 7V6H188ZM190 7H192V6H190ZM204 7H206V5L205 6H203V8ZM212 7V6H211ZM210 7V8H211ZM214 7V6H213ZM227 7V6H226ZM234 7V6H233ZM233 7H232V9H233ZM240 7V8H241ZM243 7H242V9H243ZM263 7V6H262ZM145 8H146V6H145ZM172 8H174L175 9V7H172ZM180 8V7H179ZM185 8V7H184ZM194 9L193 10H195V6L193 7ZM199 8V9H200ZM222 8V7H221ZM245 8V7H244ZM254 8V7H253ZM259 8V7H258ZM97 9V8H96ZM147 9V8H146ZM149 9H150V7H149ZM156 9H158V8H156ZM155 9V10H156ZM162 9V8H161ZM166 9V8H165ZM186 9V8H185ZM184 9V10H185ZM188 9V8H187ZM186 9V10H187ZM190 9H192V8H190ZM199 9H197V6H196V10H199ZM206 9V8H205ZM212 9V8H211ZM210 9V11H211V13H210V11L208 12L207 10H209V7H208V9L206 10L208 13H210V14H212V13H214V12H212V10ZM225 8L223 7V9L222 10H224ZM239 9V8H238ZM241 9V10H242ZM246 9V8H245ZM248 9V8H247ZM261 9V8H260ZM260 9H258V11L260 10ZM85 11H86V8L84 9ZM107 10V9H106ZM148 10V9H147ZM152 10V9H151ZM153 10H154V8H153ZM160 10V9H159ZM167 10V9H166ZM176 10V9H175ZM215 10V9H214ZM219 10L221 11V9H220V7H219ZM226 10V9H225ZM228 10V9H227ZM234 10V9H233ZM249 10H252V8L251 9H249ZM248 10V11H249ZM105 11V10H104ZM161 11V10H160ZM163 11H164V8H163ZM171 11V10H170ZM178 10H176V12H177ZM180 11V10H179ZM190 11V10H189ZM200 11H202V10H200ZM199 11V12H200ZM205 11V10H204ZM203 11V12H204ZM236 11V10H235ZM235 11H232V12H235ZM244 11V10H243ZM247 11V12H248ZM254 11V10H253ZM87 12H89V11H87ZM149 12H150V10H149ZM159 12V11H158ZM183 12H185V11H183ZM199 12H197V13H199ZM250 12V11H249ZM252 12V11H251ZM262 12H264V11H262ZM86 13V12H85ZM85 13H84V15H85ZM107 14H109L108 12H106ZM106 13H104V14H106ZM114 13V12H113ZM113 13L111 12V14L113 15ZM143 13H145V12H143ZM147 13V12H146ZM150 13H152V12H150ZM154 13H156V14H159V13H163L162 11L161 12H159V13H157V11L156 12H154ZM208 13H207V15H208ZM218 13V12H217ZM220 13V12H219ZM222 13H223V11H222ZM224 13H226V12H224ZM230 13V10H229V12H228V14ZM239 13V12H238ZM244 12H242V14L241 15H244L243 14ZM253 13V12H252ZM99 14V13H98ZM142 14V13H141ZM155 14V15H156ZM164 14V13H163ZM162 14V15H163ZM177 14H178V12H177ZM181 14V13H180ZM178 15V16H181V15ZM183 14V13H182ZM185 14V13H184ZM183 14V15H184ZM206 14V13H205ZM204 14V15H205ZM234 14V13H233ZM237 14V13H236ZM259 14H260V12H259ZM259 14H257V17H259L258 15ZM152 16H153V13L151 14ZM190 15H191V13H190ZM197 15V14H196ZM200 15V14H199ZM219 15V14H218ZM226 15H227V13H226ZM225 15V16H226ZM240 15V14H239ZM239 15H236V17L237 16H239ZM264 15V14H263ZM146 15L144 14V17H145ZM157 17H158V15H156ZM165 16V15H164ZM175 16V18H176V14L174 15ZM192 17H190V18H192V21H193V14L191 15ZM228 16V15H227ZM235 16V15H234ZM245 16V15H244ZM253 17H254V15H252ZM252 16H251V18H252ZM85 17V16H84ZM83 17V18H84ZM102 17H104V16H102ZM110 16H108L107 18H109ZM142 17V16H141ZM150 17V16H149ZM155 17V16H154ZM152 18L151 20H153V19H155V18ZM163 17V16H162ZM167 17V16H166ZM189 17V16H188ZM214 17V16H213ZM217 18H218V16H216ZM215 17V18H216ZM231 17V16H230ZM229 17V18H230ZM240 17V16H239ZM256 17V16H255ZM86 18V17H85ZM85 18L83 19V20H85ZM90 18V17H89ZM92 18V17H91ZM107 18H106V20H107ZM151 18V17H150ZM150 18H146V19H149L150 20ZM183 18H185V16H183L181 19H182V21H183V23L186 21L185 19H183ZM189 18V19H190ZM197 18H198V15H197ZM196 18V19H197ZM200 18V17H199ZM198 18V19H199ZM209 18H211V16L209 17ZM216 18V19H217ZM220 18H222V17H219V20H220ZM226 19H227V17H225ZM228 18V19H229ZM238 18V17H237ZM245 18V17H244ZM109 19H111V18H109ZM135 19V18H134ZM139 19H140V17H139ZM142 19V18H141ZM173 19H174V17H173ZM178 19H180V17L178 18ZM188 19V18H187ZM194 19H195V17H194ZM195 19V20H196ZM197 19V20H198ZM200 19H202V18H200ZM199 19V20H200ZM212 19V18H211ZM227 19V20H228ZM236 19V18H235ZM241 19V18H240ZM243 19V18H242ZM246 19V18H245ZM253 19V18H252ZM258 19V18H257ZM259 19H261V18H259ZM90 20V19H89ZM88 20V21H89ZM136 20V19H135ZM150 20V22H152ZM157 20H159V22H161L160 21V18L158 17V19ZM156 20V21H157ZM165 20V19H164ZM163 20V21H164ZM177 20V19H176ZM175 20V21H176ZM191 20V19H190ZM202 20H204V18L202 19ZM212 20H215V19H212ZM239 20V19H238ZM237 19H236V21H238ZM87 21V22H88ZM92 21H93V19H92ZM91 21V22H92ZM120 21H122V19L120 20ZM125 21V20H124ZM128 21V20H127ZM146 21V20H145ZM162 21V22H163ZM174 21V20H173ZM180 21V20H179ZM206 21H208L207 19H206ZM216 21V20H215ZM222 21V20H221ZM229 21H230V19H229ZM232 21H234V20H232ZM252 21V20H251ZM254 21V20H253ZM255 21H256V19H255ZM259 21V20H258ZM90 22V21H89ZM88 22V23H89ZM99 22V21H98ZM97 22V23H98ZM103 22V21H102ZM104 22H105V20H104ZM133 22V21H132ZM136 22H139V20L138 21H136ZM153 22H155V21H153ZM158 22V21H157ZM158 22V23H159ZM168 22H169V20H168ZM168 22H165V23H168ZM187 22V21H186ZM185 22V25L186 24H188V22L186 23ZM194 22V21H193ZM197 21H195V23H196ZM199 22V21H198ZM218 22H220V21H218ZM242 22V21H241ZM88 23H87V25H88ZM141 23V22H140ZM170 23H171V19H170ZM182 23V22H181ZM180 22H178L177 24H181ZM190 23H192V22H190L189 21V24ZM199 23H202L201 21L199 22ZM208 23V22H207ZM237 23V22H236ZM249 23V22H248ZM248 23H247V25H248ZM256 23V22H255ZM263 23H264V21H263ZM96 24V23H95ZM100 24V23H99ZM107 24V23H106ZM142 24V23H141ZM161 24V23H160ZM197 24V23H196ZM196 24H194L193 23V25L195 26ZM204 24H206V22L204 23ZM203 24V25H204ZM209 24H211V23H209ZM208 24V25H209ZM229 24V23H228ZM235 24V23H234ZM249 24H251V23H249ZM261 24V23H260ZM92 25V24H91ZM109 25V24H108ZM151 25V24H150ZM154 25H156V26H159V28H160V25H157L156 23L154 24ZM165 24L163 23V26H164ZM172 25V24H171ZM184 25V26H185ZM192 25V24H191ZM192 25V27L194 28V26ZM198 25V24H197ZM200 25V24H199ZM198 25V26H199ZM217 25H219V23L217 24ZM231 25H232V22H231ZM231 25H230V27H231ZM237 24H235L234 26H236ZM242 25V24H241ZM244 25H246V24H244ZM253 25V24H252ZM255 25V27L258 29V27H257V25L256 24H254ZM100 26V25H99ZM102 26V25H101ZM103 26H105L104 24H103ZM120 26V25H119ZM142 26V25H141ZM149 26V25H148ZM167 26V25H166ZM166 26H164L165 28H166V30H167V27ZM180 26V25H179ZM184 26H182L183 28H185ZM202 25H200V27H201ZM213 26V25H212ZM225 26H227V25H225V23H224V27ZM259 26V25H258ZM263 28H264V26L263 25H261ZM86 27V26H85ZM96 27V26H95ZM94 27V30L95 29H97V28H95ZM98 27V26H97ZM118 27V26H117ZM142 27H144V26H142ZM154 27V26H153ZM153 27H151V28H149V31L153 28ZM164 27H161V28H163L164 29ZM178 27V26H177ZM188 27V26H187ZM191 27V28H192ZM203 27V26H202ZM201 27V28H202ZM208 27V26H207ZM214 27V26H213ZM217 27H219V26H217ZM237 27L238 26H236L235 28H236V30H237ZM246 27V26H245ZM244 27V28H245ZM250 27V26H249ZM254 27V28H255ZM90 28V27H89ZM101 28V27H100ZM120 28V27H119ZM145 28H148L147 27V23H146V26H145ZM175 28V27H174ZM180 28V27H179ZM178 28V29H179ZM190 28V27H189ZM189 28H187L188 30H189ZM199 28V27H198ZM197 28V29H198ZM201 28H200V30H201ZM204 28V27H203ZM239 28V27H238ZM241 28V27H240ZM251 28V27H250ZM253 28V27H252ZM255 28V29H256ZM141 29V28H140ZM162 29V30H163ZM182 29V28H181ZM186 29V31L187 32H190L191 33V31H192V29H190V31H188ZM197 29H194L193 31H195V30H197ZM213 28L211 27V29L210 30H212ZM215 29V28H214ZM232 29V28H231ZM231 29H230V31H231ZM234 29V28H233ZM232 29V30H233ZM86 30H88L89 31V29H88V26L86 27ZM130 30V29H129ZM132 30V29H131ZM130 30V31H131ZM141 30H144V28H142ZM165 30V31H166ZM172 30H175V29H173L172 28ZM199 30V29H198ZM207 30H208V28H207ZM260 30H262L261 28H260ZM114 31H116V30H114ZM120 31H122V29L120 30ZM119 31V32H120ZM148 31V32H149ZM159 31H161V30H159ZM165 31H162L163 33L165 32ZM169 30H167V32H168ZM170 31H171V29H170ZM214 31V30H213ZM225 31H227V30H225ZM224 31V32H225ZM234 31V30H233ZM248 31V30H247ZM257 31V30H256ZM258 31H259V29H258ZM109 32V31H108ZM111 32V31H110ZM109 32V33H110ZM123 32V31H122ZM125 32H127L128 34H129V32H128V30L126 31L125 30ZM151 32V31H150ZM161 32V33H162ZM166 32V33H167ZM177 32H180L179 30L177 31ZM177 32H175V33H177ZM198 32H200V31H198ZM201 32H203V29H202V31ZM264 32V31H263ZM89 33H91V32H89ZM88 33V34H89ZM117 33V32H116ZM115 33V34H116ZM126 33V34H127ZM181 33H183V34H185L184 33V31H182ZM197 33V32H196ZM206 34H207V32H205ZM214 33V32H213ZM216 33H218V32H216ZM223 33V32H222ZM226 33V32H225ZM227 33H228V31H227ZM230 33H232V32H230ZM245 33V32H244ZM253 33H254V30H253ZM262 33V32H261ZM85 34H87V33H85ZM84 34V35H85ZM168 34H169V32H168ZM168 34H167V36H168ZM183 34H181V35H183ZM195 34V33H194ZM206 34H204V35H206ZM256 34H257V32H256ZM259 34V33H258ZM106 35H107V33H106ZM113 35H114V32H113ZM113 35H110V36H112L113 37ZM123 35V34H122ZM133 35V34H132ZM164 35V34H163ZM186 35V34H185ZM188 35V34H187ZM190 35V34H189ZM199 35V33H197V36ZM223 35H224V33H223ZM235 35V34H234ZM238 35H241V33H239ZM248 35V34H247ZM254 35V34H253ZM118 36H120V35H118L117 34V38H118ZM130 36V35H129ZM166 36V37H167ZM179 36V35H178ZM184 36V35H183ZM193 36V35H192ZM210 36V35H209ZM231 35H229L228 37H226V35H224L223 36V38L224 37H226V38H229ZM236 36V35H235ZM122 37V39L123 38H126V37H124V36H121ZM169 37H172L171 35H169ZM175 37H177V36H175ZM175 37H172V38H175ZM188 37H190V36H188ZM194 37H195V35H194ZM202 37H203V35H202ZM237 37V36H236ZM239 37V36H238ZM107 38H110V39H113V38H111V37H109V36H107L106 37V39ZM115 38V37H114ZM116 38V39H117ZM128 38H130V37H128ZM131 38H132V36H131ZM161 38H162V36L159 38V41L161 40ZM163 38H164V36H163ZM162 38V39H163ZM182 38V37H181ZM196 39H197V37H195ZM199 38V37H198ZM205 37H203V39H204ZM207 38V37H206ZM233 38H234V36H233ZM240 38V37H239ZM239 38L236 40V41H238L239 42ZM260 38V37H259ZM259 38H256V40H258ZM262 38V37H261ZM109 39V40H110ZM118 39H120V38H118ZM117 39V40H118ZM121 39V40H122ZM157 39V38H156ZM170 39V38H169ZM168 39V40H169ZM188 39V38H187ZM199 39H201V37L199 38ZM198 39V40H199ZM241 39V38H240ZM243 39V38H242ZM108 40V41H109ZM120 40V41H121ZM158 40V39H157ZM206 40V39H205ZM213 40H214V38H213ZM249 40V39H248ZM248 40H246L247 41V43H248ZM264 40V39H263ZM115 41V40H114ZM128 41H132V39L131 40H127L126 42H128ZM151 41V40H150ZM152 41H154V42H156L155 40H153V37H152ZM163 41V40H162ZM172 41V40H171ZM188 41V40H187ZM204 41V40H203ZM207 41V40H206ZM225 41V40H224ZM223 41V42H224ZM226 41H228V40H226ZM241 41V40H240ZM245 41V40H244ZM243 41V42H244ZM250 41V40H249ZM252 41V40H251ZM254 41V40H253ZM122 42H123V40H122ZM164 42V41H163ZM168 42H170V41H168ZM194 42V41H193ZM258 42H259V40H258ZM261 42H264V41H261ZM260 42V43H261ZM107 43H109V42H107ZM112 43H113V40H112ZM132 43V42H131ZM130 43V44H131ZM147 43L148 42H146L145 44L147 45ZM151 43H153V42H150V44L149 45H151ZM157 43V42H156ZM159 43V42H158ZM172 43V42H171ZM179 43V42H178ZM188 43V42H187ZM211 43V42H210ZM210 43H208V44H210ZM226 43V42H225ZM240 43H242V42H240ZM259 43V44H260ZM85 44V43H84ZM111 44V43H110ZM110 44H108V45H110ZM116 44H119L118 42L116 43ZM129 44V43H128ZM128 44H126V48H127V45ZM129 44V45H130ZM134 44V43H133ZM177 44V43H176ZM176 44H174V45H176ZM185 43H183V45L181 44L180 46H185L184 45ZM191 43H189V44H187V45H190ZM208 44H207V46H208ZM213 44V43H212ZM229 44H234V43H229ZM229 44H227L228 46H229ZM236 44V43H235ZM234 44V45H235ZM239 44V43H238ZM238 44L236 45L237 47H238ZM257 44V42H255V45ZM120 46H121V43L119 44ZM119 45H116L115 47H117V48H119L120 46ZM125 45V44H124ZM128 45V46H129ZM136 45V44H135ZM153 45V44H152ZM162 45V44H161ZM165 45H168V44H165ZM170 45V44H169ZM173 45V43L171 44V47L172 46H174ZM200 45V44H199ZM203 45V44H202ZM201 45V46H202ZM221 45V44H220ZM226 45V46H227ZM234 45H233V47H234ZM241 45V44H240ZM239 45V46H240ZM247 45V44H246ZM246 45H244V46H246ZM250 45V44H249ZM264 45V44H263ZM104 46V45H103ZM112 46H113V44H112ZM139 47V45H136V46H133V48H135V47ZM144 46V45H143ZM163 46V45H162ZM192 46V45H191ZM194 46V45H193ZM227 46V47H228ZM242 46V45H241ZM258 46H261V44L260 45H258L257 44V47ZM98 47V46H97ZM106 47V46H105ZM105 47H103V51H105L104 50V48ZM114 47V46H113ZM140 47H142V45L140 46ZM147 47H150V46H147ZM154 47V46H153ZM156 47H159V46H156ZM177 48H178V46H176ZM190 47V46H189ZM204 47V50H205V46H203ZM209 47H211V46H209ZM222 47V46H221ZM223 47H224V43H223ZM226 47V48H227ZM236 47V49H239V48H237ZM256 47V46H255ZM264 47V46H263ZM107 48V47H106ZM117 48L115 49V48H110V49H115V51L117 50ZM130 48H132V47H129V50H128V52L130 51ZM146 48V47H145ZM145 48H142V49H144L145 50ZM162 48V47H161ZM175 48V47H174ZM202 48V47H201ZM219 48V47H218ZM225 48V49H226ZM246 48H248V46H246ZM252 48V47H251ZM261 48H262V46H261ZM260 48V49H261ZM125 49V48H124ZM123 49V50H124ZM140 49V48H139ZM149 49V48H148ZM151 50H152V47L150 48ZM158 49H160V48H158ZM157 48H156V50H158ZM181 49H183V48H181ZM209 49H211V48H209ZM216 49V48H215ZM224 49V48H223ZM230 50H231V47L229 48ZM234 50H236L235 48H233ZM242 49V47L240 48V51H237V52H235V53H233L234 52V50H232V52H231V54L233 55V57H234V59H233V62L232 61H229L228 60V58L227 57H225L226 55L228 56V53L225 55L223 52H224V50L223 51H221L222 53H223V55L222 54H220V52H219V54H218V56H216L217 55V53L218 52H216V54H214V55H211L210 57V61L208 62L207 60V62L210 64V63H212V64H210V66L211 65H213V63H215L214 65L215 66H217V64H218V66H220V65H225V66H227L228 65V67L231 65V62L233 63V65H234V67H236V68H238V69H241L243 72H244V74L245 75H242V74H240V76H244L243 77V81L241 80V82L242 83H240V84H242L241 86H237L238 87V92L239 93H237V95L238 94H241V97H240V100H237V97H235V101H233V99H232V101H230L229 100V97L227 96V95H225L226 93H222V91H225V90H223V88L221 89H219L218 87V89L216 90V91H214V93L213 94H215V95H217V94H219V99H220V97L221 98H225V97H228V99L227 100H229L231 103V105H234V106H231V105H226V103H225V99H224V102L222 103L221 102V104L219 103V105H212V106H208V108L209 107H211V109L209 110V112H211V114L212 113H215V114H217V112H218V114H220V115H222L224 118H222V120L224 119V120H228V121H230V123H237V125H238V133L237 134H235V136H232V134H230L232 137H230V139L228 140V142H227V139L225 140L227 143L226 144H220V143H218V145H217V143H216V145L214 144V145H212V144H210V145H206V146H204V147H202V148H198L196 151H195V153H194V155L193 156H191V158L190 159H185V158H180V160L178 161V162H176V163H165L164 161H165V159H164V157L163 156H157L160 152H161V150H160V152L158 153V148L159 147H161V144L162 143H164L165 144V142L166 141H168L167 139H163L162 138V136H158V135H155V134H157V133H153V131H154V128H151V130H152V133H153V135H155V139L154 140H151V143H150V148L149 147H147L146 146V144H145V148H148L149 150H147V151H149L150 153H152V154H150L149 156L147 155V154H144V150H143V152H141L140 150V152L141 153H143V155H147L148 157V160L150 159V160H152L153 162V164H154V166H158V164H160L161 165V168H156L155 170L156 171H158V172H153V180H155V183H152V186H153V184H154V186H153V190L154 191H156L154 194H153V199H151V200H148V201H145V197L143 198L142 197V199H144V201L142 200V202H140L141 204L139 205V206H143V207H146V206H149V207H154V208H161V207H163L164 206V204L166 203V204H169V203H167L166 201H160V194L162 195L161 197L162 198H165V199H169V201H170V204H171V206L172 207H174V206H176V207H183V209H187V210H183L182 212H184V211H191V212H195V211H197L198 213L200 212L202 215L200 216V214H194L193 215V213L191 214V213H188V215H186V214H184V215H186V216H184L183 215V213L182 212H180V213H182V215L184 216V217H181L184 221H185V217H192L191 218V220H190V218H189V220H190V222L191 223H189L190 225L189 226H193L194 227V229L195 228H199V227H202L201 225H199V224H207L208 222H206V220L208 219V221H209V218L208 217H206L207 215H208V210H210L211 208H213L214 206V203H219L218 205H221L220 206V208L218 209L219 211H221L220 213H222L221 214V216H220V218H219V220L222 222V223H225V224H228V223H235V224H241V226L243 227V225L242 224H246L245 223V221L247 220V219H250V221H251V223H258V224H260V226H262V228H264L263 226H264V214H261V210H260V208L261 207H258V206H256V203L254 202V201H252V198H251V195H253L254 193H257V192H261V190H262V187H264L263 185H264V81H260V79H257V77L256 78H253L252 77V75H251V77H249L250 79L247 81L246 80V78H247V75L249 76V74H248V72H249V70H252V72H253V70L255 69V70H258V71H256L258 74H260V75H264V68H262V67H258V63H257V61L256 60H253V54L251 55V53H249V50L247 49V50H241ZM245 49V48H244ZM258 49V48H257ZM93 50H95V49H93ZM108 50V49H107ZM134 51V49H131V51ZM135 50H138V48H136ZM143 50V51H144ZM151 50H149L150 52H151ZM153 50H155V48L153 49ZM168 50H169V48H168ZM180 50V48H178V51ZM188 50V49H187ZM201 50H203V49H201ZM200 50V51H201ZM212 50V49H211ZM213 50H214V47H213ZM221 50V49H220ZM228 50V49H227ZM100 51V50H99ZM99 51L98 52H95L96 54L98 53V55H99ZM102 51V52H103ZM109 51V50H108ZM114 50H112V52H113ZM118 51H119V49H118ZM129 52V53H132V52ZM142 51V50H141ZM161 51H163V49L162 50H160V52ZM171 51H173V50H171ZM175 51V50H174ZM177 51V50H176ZM182 50H180V52H181ZM183 51H185L186 52V50H185V48H184V50ZM183 51H182V54L183 55H181V56H184V53H183ZM197 51V50H196ZM209 51V50H208ZM208 51H205V52H207V54H209L210 52H208ZM218 51H219V49H218ZM261 51V50H260ZM263 51V50H262ZM92 52V51H91ZM91 52H88V54L90 55V53ZM109 52H111V50L109 51ZM120 52H121V50H120ZM122 52H125V51H122ZM146 52H148L147 50H146ZM153 52L154 51H152V55H153ZM165 52V51H164ZM170 52V51H169ZM190 52L191 53H193L194 51H192V50H190ZM190 52H189V55H190ZM101 53V52H100ZM104 53V52H103ZM103 53H101V55L103 54ZM106 53H108V52H106ZM117 53H119V52H117ZM117 53H115V54H117ZM126 53V52H125ZM135 53H136V51H135ZM137 53H139V52H137ZM149 53V52H148ZM162 53V52H161ZM161 53H160V56H161ZM166 53V52H165ZM171 53V52H170ZM170 53H167V54H170ZM177 53V52H176ZM187 53V52H186ZM195 53L196 52H194V55H195ZM202 52H200L199 54H201ZM203 53H204V51H203ZM201 54L202 56L204 55V56H206L207 57V55H205V53L204 54ZM226 53V52H225ZM256 53V52H255ZM112 54V53H111ZM126 54H128V53H126ZM133 54V53H132ZM175 54V53H174ZM180 53H178L177 55H179ZM198 54V53H197ZM196 54V55H197ZM210 54H213V53H210ZM94 55V54H93ZM106 55V54H105ZM108 55H110V53H108ZM121 55H122V57L124 56L122 53H121ZM130 55V54H129ZM129 55H127V56H129ZM135 55H139V54H135ZM134 55V56H135ZM140 55H142V54H140ZM139 55V56H140ZM145 55V54H144ZM151 55V54H150ZM172 55H173V53H172ZM187 55V54H186ZM200 55V56H201ZM229 55H230V53H229ZM264 55V54H263ZM94 56H96V55H94ZM102 56H104V55H102ZM112 56H113V54H112ZM112 56H111V58H112ZM118 56V55H117ZM131 56V55H130ZM133 56V55H132ZM132 56H131V58H132ZM149 56V55H148ZM256 56V55H255ZM258 56V55H257ZM256 56V57H257ZM91 57V56H90ZM89 57V58H90ZM101 57V56H100ZM98 58V62H97V60L95 59V61L97 62V63H99V59H101V58ZM105 57V56H104ZM103 57V58H104ZM116 57V56H115ZM143 57V56H142ZM146 58H147V56H145ZM157 57H158V53H157ZM173 58H174V56H172ZM178 57H180V56H178ZM185 57V56H184ZM188 57V56H187ZM195 57V56H194ZM199 57V56H198ZM230 57V56H229ZM260 57V56H259ZM259 57L258 58H256L257 60L259 59ZM263 57V56H262ZM88 58V59H89ZM102 58V59H103ZM106 58H108L107 56H106ZM114 58V57H113ZM124 59H125V56L123 57ZM127 58V57H126ZM135 58V57H134ZM140 58V57H139ZM136 59V60H141V62L140 61H138L137 63L138 64H140V63H143L142 62V58L141 59ZM144 58V57H143ZM149 58V57H148ZM164 58V57H163ZM197 58V57H196ZM209 58V57H208ZM92 59V58H91ZM119 59H121V56H120V54H119ZM152 59H153V57H152ZM151 59V61H153ZM156 59V58H155ZM167 59H169L168 57H167ZM193 59V58H192ZM195 59V58H194ZM193 59V60H194ZM198 59V58H197ZM232 59V58H231ZM230 59V60H231ZM93 60H94V58H93ZM111 60L112 59H110V62H111ZM116 60V59H115ZM127 60V59H126ZM129 60H130V58L128 59V61H127V63L129 62ZM134 60V59H133ZM146 60H148V59H146ZM160 60H162L163 61V59L162 58H160ZM159 60V57H158V61H160ZM164 60H165V58H164ZM178 60V59H177ZM209 60V59H208ZM90 61V60H89ZM108 61H109V59H108ZM112 61H114V59L112 60ZM132 60H130V63L131 64H129V66L130 65H133L134 64V62H133V64H132V62H131ZM143 61H144V59H143ZM156 62H157V59L155 60ZM180 61H183L184 62V60H181L180 59ZM186 61V60H185ZM195 61H196V59H195ZM198 61V60H197ZM196 61V62H197ZM260 61V60H259ZM258 61V62H259ZM262 61V60H261ZM87 62H88V60H87ZM90 62H92V61H90ZM95 62V63H96ZM118 62L119 63H117L118 64V67H124L123 68V70L126 68V62L123 60V59H121V60H118ZM150 62V61H149ZM148 61L146 62L147 64L149 63ZM164 62V61H163ZM167 62V61H166ZM166 62H165V64H166ZM7 63V62H6ZM92 63H94V62H92ZM91 63V65H94L95 67H97L95 64H92ZM102 63H104V61L102 62ZM102 63H101V65H102ZM112 63V62H111ZM111 63H109V65H107V66H109L110 67V64ZM113 63H115V61L113 62ZM152 63H154V62H152ZM186 63V62H185ZM190 63H192L191 62V60H190ZM189 63V64H190ZM194 63V62H193ZM198 63V62H197ZM197 63H194L195 65L197 64ZM199 63H202V61H201V59H200V62ZM155 64V63H154ZM156 64H158V63H156ZM155 64V65H156ZM162 64V63H161ZM164 64V63H163ZM164 64V68L166 67V65ZM173 64V63H172ZM175 64H178V63H175ZM174 64V65H175ZM179 64H183V63H181V62H179ZM187 64V63H186ZM203 64H205L206 65V63H204L203 62ZM203 64L201 65L202 67H203ZM262 65L264 64V63H261ZM90 65V64H89ZM88 65V66H89ZM113 65H115V64H113ZM135 65V64H134ZM142 65V64H141ZM158 65H160V64H158ZM173 65V66H174ZM193 65V64H192ZM194 65V66H195ZM199 65V64H198ZM197 65V66H198ZM213 65V66H214ZM8 66V65H7ZM12 66V65H11ZM128 66V65H127ZM137 66V65H136ZM145 67L144 68H146V65H144ZM172 66V67H173ZM182 66V65H181ZM184 66V65H183ZM193 66V67H194ZM208 66V65H207ZM260 66V65H259ZM86 67H87V64H86ZM85 67V68H86ZM107 68V71H108V69H110V68ZM114 67V66H113ZM137 67H139V66H137ZM136 67V68H137ZM153 67H154V65H153ZM160 67H161V65H160ZM159 67V68H160ZM175 67H176V65H175ZM174 67V68H175ZM189 67V66H188ZM190 67H192V66H190ZM199 67V66H198ZM201 67V68H202ZM231 67V68H230ZM229 68L230 69H232L233 67L232 66H230ZM10 68V67H9ZM88 68V67H87ZM91 68H92V66H91ZM97 68H99V65H98V67ZM101 68V67H100ZM99 68V69H100ZM111 68H112V66H111ZM116 68H117V66H116ZM130 68V67H129ZM132 68V67H131ZM143 68V67H142ZM143 68V69H144ZM156 68V67H155ZM167 68V67H166ZM165 68V70H167ZM171 68V67H170ZM186 68V67H185ZM201 68H198V69H201ZM206 68V67H205ZM204 67L202 68V69H205ZM208 68V67H207ZM209 68H211V67H209ZM213 69H214V67H212ZM217 68V67H216ZM219 68V67H218ZM223 69H224V67H222ZM221 68V69H222ZM13 69V68H12ZM96 69V68H95ZM104 69H106V68H104ZM121 69V68H120ZM134 69V68H133ZM143 69H140V71L142 72V70ZM180 69H182V68H180ZM184 69V68H183ZM200 70L201 72H203V74L204 73H206L207 71H203V70ZM220 69V68H219ZM221 69H220V71H221ZM227 69V68H226ZM237 69V70H238ZM15 70V69H14ZM87 70V69H86ZM88 70H90L89 68H88ZM101 70H103V69H101ZM100 70V71H101ZM114 70V69H113ZM116 70V69H115ZM122 70V69H121ZM122 70V71H123ZM138 70V69H137ZM145 70V69H144ZM151 70H152V67H151V69H150V72H151ZM158 70V69H157ZM164 70V71H165ZM170 70H173V68L172 69H170ZM177 70H179V69H177ZM194 70V69H193ZM192 70V71H193ZM210 70V69H209ZM212 70V69H211ZM236 69H234V71H235ZM104 71H106V70H104ZM111 71V70H110ZM109 71V72H110ZM128 71L129 72H127V71H125V72H127V73H130V71H131V69L129 70L128 69ZM134 71H135V69H134ZM139 71V70H138ZM149 71V70H148ZM161 71V70H160ZM168 71V70H167ZM166 71V72H167ZM182 70H180V71H178V75L180 74V78H181V81H182V79L184 78V76H186V75H184V73H183V78H182V76H181V74H182V72H181ZM186 72L188 71V70H185ZM199 71V70H198ZM219 71V72H220ZM226 71V70H225ZM230 71V70H229ZM231 71H233V70H231ZM239 72H240V70H238ZM241 71V72H242ZM99 72V71H98ZM118 72V71H117ZM124 72V73H125ZM136 72V71H135ZM143 72H145V71H143ZM142 72V73H143ZM149 72V73H150ZM152 72H154V71H152ZM169 72V71H168ZM174 72H176L175 70H174ZM179 72H181V73H179ZM184 72V71H183ZM190 72V71H189ZM188 72V73H189ZM194 72V71H193ZM209 72V71H208ZM212 72V71H211ZM214 73H216L215 71H213ZM222 72V71H221ZM237 72V71H236ZM240 72V73H241ZM242 72V73H243ZM87 74L89 73V71L88 72H86ZM93 73V72H92ZM92 73H89L90 74V79H92L91 78V74ZM103 73V72H102ZM115 72H113V74H114ZM123 73V72H122ZM138 73V72H137ZM137 73H135V74H137ZM149 73H148V75H149ZM159 73V72H158ZM158 73H156V70H155V74H158ZM161 74H162V72H160ZM177 73V72H176ZM176 73H175V75H176ZM187 73V74H188ZM210 73V72H209ZM224 73V72H223ZM223 73H218V74H223ZM227 73H229V72H227ZM226 73V74H227ZM254 73H255V71H254ZM88 74V75H89ZM96 74V73H95ZM94 74V75H95ZM101 74V73H100ZM99 73H98V75H100ZM104 74V73H103ZM102 74V75H103ZM106 74V73H105ZM112 74V73H111ZM113 74L111 75V76H113ZM118 74H120V73H118ZM131 74V73H130ZM129 74V75H130ZM134 74V73H133ZM152 74V73H151ZM155 74H153V76H155ZM166 74H168V73H166ZM165 73H164V75H166ZM199 74H201V73H199ZM217 74V73H216ZM88 75H86V76H88ZM94 75H92V77L94 76ZM110 75V74H109ZM116 75V74H115ZM115 75H114V77H115ZM124 75L125 74H122V76L124 77ZM127 75V74H126ZM147 75V76H148ZM206 75V74H205ZM210 75V74H209ZM220 75V76H221ZM224 75H225V73H224ZM229 75V74H228ZM232 75H236V73L235 72H233V74ZM231 75V73H230V76H232ZM259 75V76H260ZM95 76H97V75H95ZM105 76V75H104ZM108 76V75H107ZM111 76H108V77H111ZM120 77H121V75H119ZM130 76H132V74L130 75ZM139 76V75H138ZM162 77H163V75H161ZM174 76V75H173ZM177 76V75H176ZM192 77L194 76V74L193 75H191ZM196 76V75H195ZM194 76V77H195ZM202 76V75H201ZM201 76H199V77H201ZM204 76V75H203ZM202 76V77H203ZM207 76H208V74H207ZM217 76V75H216ZM219 76V75H218ZM217 76V77H218ZM237 76H238V74H237ZM257 76V75H256ZM85 77V76H84ZM102 78V76L100 75L98 78ZM119 77V78H120ZM134 77V76H133ZM132 77V78H133ZM144 77V75L142 74V78ZM158 77V76H157ZM162 77H160V79L162 78ZM165 77V76H164ZM169 77V76H168ZM191 77V78H192ZM211 77V76H210ZM112 78V77H111ZM132 78H131V80H132ZM136 78V77H135ZM141 78V77H140ZM154 78V77H153ZM171 78V77H170ZM173 78H175V77H173ZM177 78H179V76H177ZM180 78H179V80L178 79H174L175 81H177L178 80V82L180 81ZM189 78V77H188ZM187 78V79H188ZM209 78V76L207 77V79ZM242 78V77H241ZM93 79H95V81H96V78H93ZM120 79H122V77L120 78ZM126 79V78H125ZM128 79H129V77H128ZM134 79V78H133ZM137 79H138V77H137ZM136 79V80H137ZM148 79V78H147ZM151 79V78H150ZM156 80H157V78H155ZM163 79H165V78H163ZM168 79V78H167ZM166 79V80H167ZM193 79H195V78H193ZM205 79V78H204ZM227 79V78H226ZM263 79V78H262ZM261 79V80H262ZM85 80H87V79H85ZM102 80H105V82L107 81L105 78H102ZM108 80H109V78H108ZM112 80V79H111ZM115 80H117V78H115ZM119 80V79H118ZM141 80V79H140ZM142 80H145V78L144 79H142ZM142 80L141 81H131V83H133V82H135V84L136 83H140V82H142ZM154 80V79H153ZM186 80V79H185ZM184 80V82H187V80L185 81ZM190 80V79H189ZM206 80V79H205ZM233 80V79H232ZM240 80V79H239ZM94 81V80H93ZM92 81V82H93ZM101 81V80H100ZM114 81V80H113ZM120 81V80H119ZM118 81V82H119ZM129 80H127V82H128ZM169 81V80H168ZM170 81H172L173 82V80H171L170 79ZM193 81V80H192ZM194 81H196V80H194ZM209 81V80H208ZM207 81V82H208ZM213 81V80H212ZM212 81H210L211 83H212ZM235 81H236V79H235ZM235 81H232L233 83L235 82ZM238 81V80H237ZM83 82H85L84 80L82 81V83ZM99 82V81H98ZM97 82V83H98ZM104 82V83H105ZM145 82H147L146 80H145ZM162 82V81H161ZM177 82V83H178ZM183 82V81H182ZM190 82V81H189ZM206 82V83H207ZM220 82V81H219ZM225 82V81H224ZM91 83V82H90ZM95 83V82H94ZM101 83V82H100ZM108 83H111V82H108ZM117 82H115L114 84H112L111 83V85L113 86L114 85V87H116L115 86V84H116ZM151 83V82H150ZM156 83H158V81L156 82ZM166 83V82H165ZM174 83V82H173ZM173 83H171V84H173ZM195 83V82H194ZM197 83V82H196ZM202 83V82H201ZM221 83V82H220ZM233 83H231V81H230V83H228V84H233ZM91 84H93V83H91ZM99 84V83H98ZM98 84H96V85H98ZM103 84V83H102ZM123 84H125L124 83V79H123ZM123 84H121V85H123ZM142 86L143 85H145V84H142V83H140ZM162 84V83H161ZM175 84V83H174ZM173 84V85H174ZM183 84V83H182ZM198 84V85H197ZM196 85L197 86H199L200 87V85H199V83H197ZM203 84V83H202ZM235 84V83H234ZM87 85V84H86ZM95 85V84H94ZM101 85V84H100ZM99 85V86H100ZM110 85V86H111ZM120 85V84H119ZM120 85V87L122 88V86ZM133 85H134V83H133ZM131 86V87H134V86H137V85H134V86ZM150 86L149 84H146L145 86ZM152 85L153 84H151V87H152ZM157 85V84H156ZM164 85H166V84H164ZM164 85H163V87H164ZM167 85H170V84H167ZM192 85H193V83H192ZM191 85V86H192ZM204 85V84H203ZM208 85H210V84H208ZM222 85V84H221ZM84 86H85V84H84ZM90 86V85H89ZM102 86V85H101ZM112 86H111V88H112ZM159 87H160V84L158 85ZM172 86V85H171ZM185 86H186V84H185ZM195 86V85H194ZM193 86V87H194ZM206 86V85H205ZM213 86V85H212ZM215 86V85H214ZM223 86V85H222ZM105 88L107 87V86H104ZM119 86H118V88H120ZM128 87H130V86H128ZM130 87V88H131ZM138 87H140L139 85H138ZM138 87H137V89H138ZM161 87H162V85H161ZM168 87V86H167ZM166 87V88H167ZM180 87V86H179ZM182 87V86H181ZM192 87V88H193ZM224 87V86H223ZM236 87V86H235ZM234 86L232 87V88H235ZM90 88H94V90L96 89V88H98V86L97 87H90ZM102 88H103V86H102ZM101 88V89H102ZM108 89H109V86L107 87ZM118 88L116 89V91H115V88L113 89L115 92H116V94H117V90H118ZM120 88V89H121ZM123 88H124V86H123ZM129 88V89H130ZM135 88V87H134ZM146 88V87H145ZM154 89H155V87H153ZM174 88H175V86H174ZM187 88H188V86H187ZM211 88H213V87H211ZM225 88H227V85L225 86ZM230 88V87H229ZM231 88V89H232ZM100 89V88H99ZM98 89V90H99ZM136 89V88H135ZM144 89V88H143ZM142 89V90H143ZM173 89V87L170 89V91H173L172 90ZM178 89V88H177ZM189 89H191V88H189ZM200 89V88H199ZM90 90V89H89ZM88 90V91H89ZM93 90V89H92ZM121 90H123V89H121ZM130 90H133V89H130ZM140 89H138V92H140L139 91ZM147 90H149L148 88H147ZM184 90V89H183ZM182 90V91H183ZM193 90V89H192ZM191 90V91H192ZM195 90V92H196V90L197 89H194ZM194 90H193V92H194ZM227 90V89H226ZM233 90V89H232ZM96 92H97V89L95 90ZM95 91H93V92H95ZM102 92H103V89L101 90ZM100 91V92H101ZM104 91H106V89L104 90ZM108 91V90H107ZM106 91V92H107ZM110 91V90H109ZM108 91V92H109ZM112 91V90H111ZM113 91V92H114ZM127 90L125 89V91L124 92H126ZM133 91H135V90H133ZM144 91H145V93L144 94H146V90L144 89ZM153 91V94H154V92H156L155 90H152ZM158 91H159V89H158ZM161 91H162V89H161ZM164 91L165 90H163V94H164ZM180 91V90H179ZM179 91H177V92H179ZM200 92L202 91V89H200L199 90ZM204 92H205V90H203ZM229 89H228V93H229ZM99 92V93H100ZM136 92V94L138 95V93H137V91H135ZM135 92H133L132 94V96H134V93ZM148 92V91H147ZM149 92H151V91H149ZM176 92V94L178 95V93ZM184 92L186 93L187 91H185L184 90ZM232 92H235V91H232ZM89 93V92H88ZM87 93V94H88ZM111 93V92H110ZM121 92H119V94H120ZM127 93H128V91H127ZM143 93V92H142ZM171 93V92H170ZM185 93H183V96L185 95ZM188 93V92H187ZM192 93V92H191ZM217 93V94H216ZM230 93H231V91H230ZM107 94V96H108V93H106ZM129 94H131V93H129ZM135 94V95H136ZM150 94V93H149ZM152 94V95H153ZM162 94V92L160 93V95H163ZM166 94V93H165ZM181 94V93H180ZM188 94H190V93H188ZM188 94L186 95V96H188ZM198 94V93H197ZM197 94H196V96H197ZM200 94V93H199ZM206 94V93H205ZM204 94V95H205ZM208 94V93H207ZM148 95V94H147ZM191 95V94H190ZM211 95V94H210ZM232 95H234L233 93H232ZM236 95V94H235ZM97 96H98V94H97ZM96 96V97H97ZM106 96V97H107ZM112 97H113V94L111 95ZM111 96H108V98H110ZM122 96H124V95H122ZM121 96V97H122ZM129 96V95H128ZM131 96V95H130ZM142 96H146V95H142ZM172 96V95H171ZM181 97H182V95H180ZM200 96H203V94H201ZM214 96V95H213ZM218 96V95H217ZM240 96V95H239ZM90 96H88V98H89ZM101 97H102V94H101ZM104 97V96H103ZM102 97V98H103ZM117 97H119V96H117ZM135 97V96H134ZM159 97V96H158ZM161 97V96H160ZM159 97V98H160ZM195 97V96H194ZM194 97H192V98H194ZM198 97V96H197ZM205 97H208V95L207 96H205ZM212 96H210V98H211ZM214 97H216V96H214ZM232 97V96H231ZM107 98V99H108ZM123 98V97H122ZM127 99L128 98H130V97H126ZM133 98V97H132ZM139 98V97H138ZM144 98V97H143ZM158 98V99H159ZM163 99H164V97H162ZM162 98H160L159 100H161ZM165 98H167V96L165 97ZM169 98H171V97H169ZM176 98V97H175ZM184 98V97H183ZM186 98V97H185ZM189 98V97H188ZM187 98V99H188ZM202 98V97H201ZM213 98V97H212ZM239 98V97H238ZM100 99V98H99ZM111 99V98H110ZM109 99V100H110ZM124 99V98H123ZM137 99V98H136ZM146 99V98H145ZM144 99V100H145ZM148 99H150V98H148ZM196 99V98H195ZM204 99V98H203ZM206 100L207 99H209V97L208 98H205ZM204 99V100H205ZM101 100V99H100ZM108 100V101H109ZM133 100V99H132ZM152 100V99H151ZM150 100V101H151ZM157 100V99H156ZM159 100H157V101H159ZM166 100V99H165ZM165 100H164V103L166 104V102H165ZM169 100V99H168ZM167 100V101H168ZM171 100V99H170ZM173 100V99H172ZM180 100V104H182V102H181V100L182 99H179ZM184 100V99H183ZM186 100V99H185ZM185 100H184V102H185ZM191 100H193V99H191ZM211 100V99H210ZM209 100V101H210ZM237 100V101H236ZM105 101V100H104ZM107 101V102H108ZM117 101V100H116ZM123 101V100H122ZM124 101H126V100H124ZM128 101V100H127ZM131 101V100H130ZM134 101V100H133ZM139 101H141L142 102V100H139ZM153 101V100H152ZM162 101V100H161ZM176 101H177V99H176ZM190 101V100H189ZM188 101V103H191L192 101H190L189 102ZM197 101V100H196ZM208 101V100H207ZM228 101V102H229ZM118 102V101H117ZM132 102V101H131ZM130 102V103H131ZM144 102V101H143ZM141 103L140 105H144V103L145 102H147V99H146V101L144 102V103ZM154 102H156V101H154ZM153 102V103H154ZM174 102V101H173ZM179 102V101H178ZM187 102V101H186ZM202 102H205V101H202ZM213 103L215 102V100L214 101H212ZM101 103H102V100H101ZM106 104V101L105 102H103V104ZM111 103H113V102H111ZM119 103H120V101H119ZM126 103V102H125ZM128 103V102H127ZM135 103V102H134ZM140 103V102H139ZM153 103L151 104L150 103V106L152 105L153 106ZM195 103V102H194ZM198 103V102H197ZM200 103V102H199ZM206 103V102H205ZM215 103H217V102H215ZM225 103V104H224ZM129 104V103H128ZM133 104V103H132ZM131 104V106L133 107V105ZM146 105H147V103H145ZM163 104V103H162ZM172 104L173 103H171V104H169V105H171L172 106ZM175 104V103H174ZM178 104V103H177ZM176 104V105H177ZM210 104H211V102H210ZM218 104V103H217ZM98 104H96V106H97ZM108 105V104H107ZM106 105V106H107ZM116 105V104H115ZM119 105V104H118ZM125 105V107H126V104H124ZM123 104L121 105V108L123 109V107L122 106H124ZM145 105V106H146ZM149 105V104H148ZM148 105H147V107H148ZM155 105V104H154ZM160 105V104H159ZM190 105H193V103H191ZM196 105V104H195ZM204 106L206 105V104H203ZM208 105V104H207ZM95 106V107H96ZM99 106V105H98ZM101 106V105H100ZM105 106V105H104ZM109 106V105H108ZM111 106V105H110ZM149 106V107H150ZM151 106V107H152ZM155 106H157V105H155ZM163 106V105H162ZM165 106H167V104L165 105ZM175 106V105H174ZM178 106V105H177ZM189 106V105H188ZM187 106V108H189ZM197 106V105H196ZM195 106V107H196ZM94 107V108H95ZM114 107V106H113ZM112 107V108H113ZM127 107L129 108V106L127 105ZM132 107H130L129 108V111H130V109L131 110H133V108ZM139 107V106H138ZM161 107V106H160ZM182 107V106H181ZM181 107H179V108H181ZM186 107V106H185ZM184 107V110L186 109ZM194 106H193V108H194V112H195V109H197V108H195ZM198 107V106H197ZM207 107V106H206ZM204 108V110L205 109H208V108ZM117 108V107H116ZM120 108V107H119ZM118 108V109H119ZM143 108V107H142ZM153 108V107H152ZM157 108V107H156ZM155 108V109H156ZM162 108V107H161ZM170 108V107H169ZM174 108V107H173ZM203 108V107H202ZM106 109H107V107H106ZM105 109V110H106ZM145 110H147L148 108H144ZM149 109H151V108H149ZM148 109V111H147V113L150 111V113L151 112H153V109H151V110H149ZM155 109H154V111H155ZM183 109V108H182ZM93 110V109H92ZM102 110V109H101ZM100 110V111H101ZM116 110V109H115ZM115 110L113 111V112H115ZM121 110V109H120ZM143 110V109H142ZM157 111L159 110V109H156ZM163 110H164V108H163ZM171 110V109H170ZM189 110V109H188ZM187 110V111H188ZM191 110H193L192 108H191ZM108 111H112V110H109V108H108ZM122 111H126L127 112V109L126 110H121V112ZM167 111V110H166ZM173 111V110H172ZM171 111V112H172ZM179 111V110H178ZM200 111H202L201 109L198 111V112H200ZM217 111V112H216ZM117 112V114L118 113H121L120 111L118 112V111H116ZM136 112H137V108H136ZM165 112V111H164ZM171 112H169V113H171ZM180 112V111H179ZM186 111H184V113H185ZM189 112V111H188ZM191 112V111H190ZM198 112H196V113H198ZM205 112H206V110H205ZM96 113V112H95ZM105 113H107V112H105ZM109 113H111V112H109ZM108 113V114H109ZM128 113V112H127ZM126 113V114H127ZM131 113H133L134 114V111L133 112H130V114ZM139 113V112H138ZM147 113H145L146 115H147ZM162 113V112H161ZM183 113V114H184ZM192 113V112H191ZM202 113V112H201ZM97 114V113H96ZM96 114H93V117H94V115H95V117H97L98 118V116H96ZM99 114V113H98ZM97 114V115H98ZM101 114V113H100ZM122 114V113H121ZM130 114H129V117H130ZM179 114V113H178ZM180 114H182V113H180ZM205 114V113H204ZM211 114H209V116L211 115ZM92 115V114H91ZM102 115V114H101ZM112 115V114H111ZM113 115H114V113H113ZM132 115V114H131ZM136 115H137V113H136ZM135 115V116H136ZM142 115H144V114H142ZM152 115V114H151ZM154 115V114H153ZM162 115V114H161ZM165 115V114H164ZM164 115H162V116H164ZM166 115H168L167 113H166ZM188 115H191L190 113L188 114ZM200 115H202V114H200ZM200 115H198V118H200L201 116ZM208 115V114H207ZM87 116H90V114H88ZM104 116V115H103ZM115 116H116V114H115ZM114 116V117H115ZM120 116H122V115H120ZM124 116V115H123ZM125 116H127L128 117V114L127 115H125ZM124 116V117H125ZM141 116V115H140ZM159 116V115H158ZM193 116V115H192ZM194 116H196V115H194ZM200 116V117H199ZM205 116H206V114H205ZM209 116H208V119H210L209 118ZM212 116V115H211ZM215 116V115H214ZM214 116H212V117H214ZM219 116V115H218ZM221 116V117H222ZM102 117V116H101ZM105 117V116H104ZM113 117V118H114ZM124 117H123V121H124ZM133 117H134V115H133ZM138 117V116H137ZM144 117H145V115H144ZM147 117V116H146ZM150 118H153V116L151 117V116H149ZM173 117V116H172ZM178 117V116H177ZM176 117V118H177ZM182 117H183V115H182ZM103 118V117H102ZM119 118V117H118ZM117 118V119H118ZM131 118V117H130ZM135 118V117H134ZM133 118V119H134ZM149 118V120H151ZM161 118V117H160ZM165 118V117H164ZM175 118V119H176ZM179 118H181V116L179 117ZM185 118H188V116H185ZM194 118V117H193ZM215 118V117H214ZM217 118V117H216ZM89 119V118H88ZM111 119V118H110ZM155 119V118H154ZM153 119V120H154ZM157 119V118H156ZM178 119V118H177ZM182 119H184V117L182 118ZM188 119H190V118H188ZM197 119V118H196ZM206 119V118H205ZM221 119V118H220ZM219 119V120H220ZM105 119L103 118V121H104ZM107 120H109L108 118H107ZM120 120H122V117H121V119ZM131 120H132V118H131ZM135 120V119H134ZM141 120H144V119H141ZM140 120V121H141ZM146 121H147V119H145ZM159 120V119H158ZM157 120V121H158ZM168 120H170V119H168ZM173 120V119H172ZM185 120V119H184ZM192 119H190L189 121H191ZM215 120H217V121H219L218 120V118L217 119H215ZM215 120H214V123H216L215 122ZM221 120V121H222ZM89 121V120H88ZM88 121H85V122H88ZM91 121V120H90ZM92 121H93V119H92ZM97 121V123L99 122V121H101V120H99L98 121V119L96 120ZM115 121H116V117H115ZM139 121V122H140ZM166 121V120H165ZM180 121H181V119H180ZM179 120H178V122H180ZM187 121V120H186ZM196 120H194V122H195ZM207 122H208V120H206ZM213 121V120H212ZM209 122L210 124L211 123H213V122ZM228 121L226 122V123H228ZM95 122V121H94ZM102 122V121H101ZM100 122V123H101ZM106 123H109V122H107V121H105ZM114 122V121H113ZM130 122V121H129ZM144 122V121H143ZM151 122V121H150ZM163 122V121H162ZM173 122H174V120H173ZM183 122V121H182ZM193 122V123H194ZM200 122H201V120H200ZM92 123V122H91ZM96 123V124H97ZM122 123V122H121ZM124 123V122H123ZM128 123V122H127ZM126 123V124H127ZM130 123H135V121L133 122H130ZM136 123H138V122H136ZM148 123V122H147ZM175 123V122H174ZM181 123V122H180ZM183 123H185V122H183ZM219 123V122H218ZM225 122H224V124H226ZM229 123V124H230ZM95 124V125H96ZM103 124V123H102ZM102 124L101 125H99V126H102ZM111 124H112V122H111ZM115 124V123H114ZM118 124V123H117ZM160 124V123H159ZM168 124V123H167ZM170 124V123H169ZM187 124H188V122H187ZM187 124H186V126H187ZM200 124H202V123H200ZM223 124V122H222V125H224ZM86 125V124H85ZM135 126H134V128H135V130H136V132H138V128H139V125L138 124H134ZM146 125V123L144 124V126ZM149 125H150V123H149ZM154 125H156V124H154ZM163 125V124H162ZM170 125H172V124H170ZM176 125V124H175ZM174 125V126H175ZM177 125H180V124H178L177 123ZM177 125H176V127H177ZM198 125H199V123H198ZM208 125V124H207ZM106 126V125H105ZM105 126H103V128L105 127ZM118 126V125H117ZM120 126V125H119ZM118 126V127H119ZM125 126V124L123 125V127ZM143 126V125H142ZM141 126V127H142ZM159 126V125H158ZM161 126V125H160ZM159 126V127H160ZM164 126V125H163ZM169 126V125H168ZM181 126H182V124H181ZM185 126V127H186ZM192 126V125H191ZM209 126V125H208ZM211 126V125H210ZM215 126V125H214ZM213 126V127H214ZM235 126H236V124H235ZM234 126V127H235ZM90 127V126H89ZM96 127V126H95ZM98 127V126H97ZM108 127H109V125H108ZM113 127V126H112ZM116 127V126H115ZM131 127V126H130ZM149 127H154V126H152V125H150ZM158 127V128H159ZM165 127H167V126H165ZM183 127V126H182ZM182 127H180V128H182ZM193 127V126H192ZM195 128H198V127H196V126H194ZM200 127V126H199ZM206 127V126H205ZM204 127V128H205ZM216 127H218L217 126V124H216ZM222 127V126H221ZM224 127H226L225 125H224ZM228 127V126H227ZM226 127V128H227ZM237 127V126H236ZM93 128V126L90 128V129H92ZM122 128V127H121ZM121 128H120V130H121ZM132 128V127H131ZM144 128H146V127H144ZM148 128V127H147ZM161 128V127H160ZM179 128V127H178ZM184 128V127H183ZM190 129V126H189V124H188V127H187V130H189ZM202 128V127H201ZM207 128V127H206ZM229 128V127H228ZM84 129H85V127H84ZM87 129V128H86ZM85 129V130H86ZM95 129H97V128H95ZM95 129H93L94 131H95ZM106 129V128H105ZM108 129V128H107ZM106 129V130H107ZM113 130H115L114 129V127L112 128ZM123 129H125V128H123ZM164 129V128H163ZM169 129V128H168ZM173 129V128H172ZM194 129V128H193ZM200 129V128H199ZM199 129L197 130V131H199ZM211 130H212V128H210ZM214 129H215V127H214ZM213 129V130H214ZM231 129V128H230ZM236 129V128H235ZM103 130V129H102ZM101 130V131H102ZM105 130V131H106ZM145 130V129H144ZM151 130H150V132H151ZM219 130V129H218ZM221 130H224V129H222L221 128ZM227 130V129H226ZM96 131H99V130H96ZM122 132H123V130H121ZM127 131V130H126ZM141 131V130H140ZM143 131V130H142ZM157 131H160V129L158 130L157 129ZM164 131H165V129H164ZM191 132H187L186 131V128H185V130H180V129H178V131H168V133H167V135H165V136H167L168 138H169V141L170 140H172V139H174V140H177V141H181V140H186V139H189V136L191 135V136H196L197 137V133H195L194 131H192V130H190ZM201 131V130H200ZM204 131V130H203ZM232 131H234L233 129H232ZM231 131V132H232ZM89 132H90V130H89ZM100 132V131H99ZM98 132V134H100ZM113 132V131H112ZM119 132V131H118ZM121 132V133H122ZM129 132H130V134L132 133L130 130H129ZM129 132H127V135H128V133ZM147 132V131H146ZM146 132H143L144 134L143 135H145V133ZM160 132H162V130L160 131ZM160 132H159V134H160ZM206 132V131H205ZM226 132H228V131H226ZM231 132H229V133H231ZM234 132H236V131H234ZM93 133V132H92ZM104 133V132H103ZM106 133V132H105ZM104 133V134H105ZM108 133V132H107ZM115 133H117V132H115ZM120 133V134H121ZM124 133V132H123ZM142 133V132H141ZM189 133V134H188ZM101 134H102V132H101ZM109 134L110 133H108V136H109ZM113 134H114V132H113ZM139 134H140V132H139ZM147 134H148V132H147ZM161 134H163V133H161ZM160 134V135H161ZM202 134L204 135V132H202ZM211 134V133H210ZM209 134V135H210ZM219 134H221V132H219ZM227 134V133H226ZM225 134V135H226ZM90 135V134H89ZM106 135V134H105ZM116 135V134H115ZM119 135V134H118ZM117 135V136H118ZM133 135H134V133H133ZM136 135V134H135ZM137 135H138V133H137ZM152 134H150V136H151ZM198 135H200V134H198ZM208 135V134H207ZM209 135H208V137H209ZM215 135V134H214ZM234 135V134H233ZM94 136V135H93ZM97 136H99V135H97ZM102 136V135H101ZM139 136V135H138ZM145 136H147V135H145ZM144 136V137H145ZM164 136V135H163ZM211 136V135H210ZM228 136V135H227ZM90 137V136H89ZM92 137V136H91ZM105 137V136H104ZM111 136H109L108 137V139L110 138ZM119 137V136H118ZM132 136H130V138H131ZM154 137V136H153ZM206 137L207 136H205V139H206ZM216 137H218L217 136V134H216ZM222 137H223V134H222ZM112 138H115V137H111L110 139H112ZM129 137H127V139H128ZM133 138V137H132ZM141 138V137H140ZM165 138V137H164ZM212 138V137H211ZM215 138V137H214ZM213 138V139H214ZM65 139V138H64ZM125 139V138H124ZM137 139V138H136ZM151 139V138H150ZM192 139V138H191ZM204 139V138H203ZM204 139V140H205ZM219 139V138H218ZM218 139H214V140H217V141H220V140H218ZM221 139V138H220ZM105 140H106V138H105ZM112 140H114V139H112ZM111 140V141H112ZM116 140V139H115ZM121 140H123L122 138H121ZM126 140V139H125ZM130 141H131V139H129ZM128 140V141H129ZM134 140H135V138H134ZM133 140V142H135ZM138 141L140 140V139H137ZM195 140H198V139H196L195 138ZM70 141V140H69ZM138 141H136V142H138ZM141 141H142V144H143V139L142 140H140L139 142L140 143H137V144H135L136 145V148H137V146H139L140 144H141ZM148 141V140H147ZM146 141V142H147ZM150 141V140H149ZM179 141V142H180ZM192 141H193V139H192ZM207 141H208V138H207ZM206 141V143H210V141L209 142H207ZM223 141H224V139H223ZM116 142V141H115ZM195 142V141H194ZM193 142V143H194ZM199 142V141H198ZM197 142V143H198ZM216 142V141H215ZM71 143V142H70ZM119 143V142H118ZM124 144H122V145H128V144H130V143H132V142H130V143H128L127 142V144H126V142L124 141L123 142ZM144 143H145V141H144ZM170 142H168V144H169ZM176 143V142H175ZM188 143H190V142H188ZM196 143V144H197ZM202 143V142H201ZM212 143V142H211ZM223 143V142H222ZM72 144V143H71ZM105 144H106V141H105ZM121 144V143H120ZM147 144H148V142H147ZM168 144H167V146H168ZM171 144H174V143H171ZM181 144H182V142H181ZM195 144V143H194ZM65 145V144H64ZM103 145H104V142H103ZM119 145V144H118ZM134 145V143L132 144V145H129L130 147L131 146H133ZM170 145V144H169ZM180 145V144H179ZM178 145V146H179ZM186 145V144H185ZM190 146H191V144H189ZM198 145V144H197ZM201 145V144H200ZM75 146V145H74ZM74 146H73V148H74ZM105 146H107V145H105ZM110 146H113V145H110ZM114 146H115V144H114ZM128 146V147H129ZM144 146V145H143ZM149 146V145H148ZM181 146V145H180ZM183 146H184V143H183ZM63 147H65V146H63ZM70 147H71V145H70ZM75 147H77V146H75ZM123 148H121L120 149V151L122 150V149H124V146H122ZM173 147V146H172ZM196 147V146H195ZM99 148V147H98ZM112 148V147H111ZM118 149H119V147H117ZM125 148H126V146H125ZM133 148H135V147H133ZM139 148V147H138ZM140 148H141V146H140ZM144 148V147H143ZM168 148V147H167ZM167 148H164V149H167ZM184 148V147H183ZM69 149V148H68ZM75 149V148H74ZM73 149V150H74ZM128 149V148H127ZM176 149V148H175ZM174 149V150H175ZM178 149V148H177ZM180 149V148H179ZM66 150V149H65ZM111 150H113V149H111ZM156 150H158V151H156ZM169 150V149H168ZM186 151L188 150V148L187 149H185ZM190 150V149H189ZM192 150V149H191ZM70 151V150H69ZM107 151V150H106ZM110 151V150H109ZM108 151V152H109ZM114 151V150H113ZM122 151H125V150H122ZM126 151H128V150H126ZM131 151V150H130ZM167 151V150H166ZM180 151H181V149H180ZM183 151V150H182ZM178 152V153H183V152ZM118 152V151H117ZM116 152V153H117ZM146 152V151H145ZM148 152V153H149ZM170 152V151H169ZM171 152H173V151H171ZM111 153V152H110ZM125 153H128V152H125ZM124 153V154H125ZM140 153V154H141ZM158 153V154H157ZM174 153H176L175 151H174ZM118 154V153H117ZM122 154H123V152H122ZM123 154V155H124ZM137 154V153H136ZM134 155V156H137V155ZM157 154V155H156ZM164 154V153H163ZM170 154H172V153H170ZM189 154V153H188ZM113 155V154H112ZM116 154H115V152H114V155L113 156H115ZM120 155V154H119ZM118 155V156H119ZM129 156H130V154H128ZM157 156V157H154V156ZM160 155V154H159ZM164 155H166V154H164ZM174 155V154H173ZM181 155V154H180ZM187 155V154H186ZM118 156H116V157H118ZM138 156H139V154H138ZM137 156V157H138ZM172 156V155H171ZM179 156V155H178ZM182 156V155H181ZM190 156V155H189ZM189 156H187L188 158H189ZM126 156H124V158H125ZM140 157V156H139ZM177 157V156H176ZM180 157V156H179ZM186 157V158H187ZM119 158H120V156H119ZM166 159H167V157H165ZM169 158V160H170V157H168ZM114 159H115V157H114ZM141 159V158H140ZM140 159H138V160H140ZM118 160V159H117ZM123 160H125V159H122V161ZM126 160H127V158H126ZM126 160H125V162H126ZM136 160H137V158H136ZM137 160V161H138ZM142 160V159H141ZM140 160V161H141ZM77 162H78V160H76ZM119 161V160H118ZM167 161V160H166ZM175 161V160H174ZM124 162V163H125ZM128 162V161H127ZM145 162L147 163L148 161L145 159ZM170 162H171V160H170ZM73 163V162H72ZM71 163V164H72ZM75 163V162H74ZM117 163V162H116ZM132 163V162H131ZM137 163V162H136ZM135 162H134V164L136 165V167H137V164H136ZM139 163V162H138ZM142 163L144 164V162H143V160H142ZM142 163H140V164H142ZM162 163H164V164H162ZM121 164V163H120ZM125 164H127V163H125ZM75 165V164H74ZM122 165H124V164H121V166ZM134 165V166H135ZM118 166H119V163H118ZM120 166V167H121ZM133 166V167H134ZM144 166V165H143ZM123 167V166H122ZM129 167V166H128ZM151 167V166H150ZM124 168V167H123ZM139 168V167H138ZM147 168V167H146ZM164 168V169H163ZM119 169V168H118ZM130 169V168H129ZM135 169V168H134ZM142 169V168H141ZM153 169V171H154V168H152ZM123 170V169H122ZM131 170V169H130ZM139 170V169H138ZM144 170H146V169H144ZM119 171V170H118ZM133 171V170H132ZM141 171V170H140ZM149 171V170H148ZM163 171V172H162ZM124 172V171H123ZM128 172V171H127ZM152 172V171H151ZM164 173L166 176H164L163 174L161 175V177L163 178V179H159L158 178V176H157V174H159L160 175V173ZM68 173V172H67ZM121 173V172H120ZM132 173V172H131ZM131 173H130V175H131ZM150 173V172H149ZM65 174V173H64ZM127 174V173H126ZM126 174H125V176H126ZM147 174V173H146ZM63 175V174H62ZM67 175V174H66ZM65 175V176H66ZM124 175V174H123ZM148 175V174H147ZM65 176H64V178H65ZM73 176V175H72ZM133 177H135L134 175H132ZM136 176H138V175H136ZM140 176V175H139ZM149 176V175H148ZM147 176V177H148ZM164 176V177H163ZM121 177H122V175H121ZM121 177H120V179H121ZM124 177V176H123ZM127 177V176H126ZM117 178H119L118 176H117ZM126 179V178H125ZM128 179H129V177H128ZM127 179V180H128ZM130 179H132V178H130ZM129 179V180H130ZM145 179V178H144ZM152 179H151V182H152ZM127 180H126V182H127ZM138 180V179H137ZM136 180V181H137ZM142 180V179H141ZM125 180H123V182H119V183H125L124 182ZM145 181V180H144ZM148 180L146 179V182H147ZM117 182V181H116ZM130 182V181H129ZM146 182H145V184H146ZM150 183V182H149ZM136 184V183H135ZM134 184V185H135ZM148 184V183H147ZM119 185V184H118ZM117 185V186H118ZM121 185V184H120ZM133 185V184H132ZM132 185L130 186L131 188H132ZM141 185H143V184H141ZM122 186V185H121ZM137 187V186H136ZM146 187V186H145ZM148 187H150V186H148ZM117 188H120L119 186L117 187ZM123 188H125L124 186H123ZM142 188H144V187H142ZM121 190H122V188H120ZM119 189V190H120ZM128 186H127V191H128ZM134 189V188H133ZM149 189V188H148ZM147 189V190H148ZM119 190H117V191H119ZM125 190V191H126ZM135 190V189H134ZM144 190H145V188H144ZM146 190V191H147ZM124 191V190H123ZM145 191V193H147ZM120 192V191H119ZM129 192H130V190H129ZM148 192H150L151 194H152V192L151 191H148ZM126 193V192H125ZM124 193V194H125ZM134 193V192H133ZM144 193V192H143ZM122 194V193H121ZM124 194L122 195V196H124ZM130 194V193H129ZM136 194H138V192L136 193ZM139 194H140V192H139ZM132 195V192H131V194H130V196ZM141 195V194H140ZM145 195V194H144ZM148 196H149V194H147ZM121 196V195H120ZM120 196L118 197V199L120 198ZM127 196V195H126ZM135 196V195H134ZM133 196V197H134ZM137 196H139V195H136V197ZM132 197V198H133ZM139 197H141V196H139ZM151 197V196H150ZM150 197H148L149 199H150ZM151 197V198H152ZM254 197H255V195H254ZM257 197V196H256ZM260 197V194H259V196L257 197V198H259ZM262 197V196H261ZM260 197V198H261ZM128 198V197H127ZM127 198H125V199H127ZM121 199V198H120ZM119 199V200H120ZM122 199H124V197L122 198ZM134 199V198H133ZM164 199V200H165ZM216 199V200H215ZM262 199H263V197H262ZM261 199V200H262ZM129 200V199H128ZM137 200H138V198H137ZM218 200V202H216ZM254 200V199H253ZM260 200V199H259ZM260 200V203L262 202ZM130 201V200H129ZM141 201V200H140ZM257 201V200H256ZM119 202H122L121 200L119 201ZM123 202H125V201H123ZM122 202V203H123ZM133 202H135V199L133 200ZM127 204H129L128 203V201L126 202ZM138 203V202H137ZM259 203V202H258ZM126 204V205H127ZM133 204V203H132ZM181 204V205H180ZM131 205V204H130ZM264 205V204H263ZM135 206H136V204H135ZM170 206V207H171ZM129 207V206H128ZM166 207V206H165ZM130 208V207H129ZM128 208V209H129ZM133 208H134V206H133ZM159 208V209H160ZM167 208V207H166ZM189 208H190V210H189ZM192 208V209H191ZM128 209L126 210V212H128ZM132 209V208H131ZM144 209V208H143ZM163 209V208H162ZM161 209V210H162ZM169 209V208H168ZM178 209V208H177ZM216 209H217V206H216ZM264 209V208H263ZM133 210V209H132ZM136 210V209H135ZM141 210V209H140ZM158 210V209H157ZM164 210H166L165 208H164ZM169 210H172V209H169ZM179 210H181V209H179ZM215 210V209H214ZM134 211V210H133ZM159 211V210H158ZM173 211V210H172ZM171 211V212H172ZM178 211V210H177ZM124 212V211H123ZM122 212V213H123ZM125 212V213H126ZM143 212V211H142ZM149 212H151L152 213V211H149ZM149 212H145V213H149ZM155 212H157V211H155ZM154 212V213H155ZM161 212V211H160ZM160 212H158V213H160ZM167 212H168V210H167ZM205 213L206 214V216L203 214V213ZM121 213V214H122ZM185 213V212H184ZM212 213V212H211ZM240 213V214H239ZM262 213H264V212H262ZM124 214V213H123ZM122 214V215H123ZM129 214H131V213H128V215ZM136 214H137V212H136ZM142 214V213H141ZM153 214V213H152ZM166 214V213H165ZM171 214H174V213H171ZM167 215V216H174V215ZM142 215H144V213L142 214ZM150 215V214H149ZM165 215V217L166 218H168L167 216ZM211 216H212V214H210ZM219 215V214H218ZM127 216V215H126ZM137 216H139V215H136V217ZM152 215H150V217H151ZM154 216H156V215H154ZM153 216V217H154ZM180 216V215H179ZM178 216V217H179ZM244 216H245V219H244ZM123 217L124 216H122V217H120V218H122V220H123ZM133 217V216H132ZM146 217V216H145ZM164 217V216H163ZM177 217V218H178ZM204 217H206V220H204L205 218ZM127 219H128V217H126ZM171 218V217H170ZM173 218V217H172ZM175 218V217H174ZM180 218V220H182ZM204 218V219H203ZM216 218V217H215ZM124 219H125V217H124ZM131 219V218H130ZM139 219V218H138ZM144 219V218H143ZM149 219V218H148ZM158 219V218H157ZM160 219V218H159ZM163 219V218H162ZM179 219V218H178ZM211 219H212V217H211ZM146 220V219H145ZM154 220V219H153ZM156 220V219H155ZM164 220V219H163ZM169 220V219H168ZM172 220V219H171ZM174 220V219H173ZM214 219H212L211 220V224H212V226H214L213 225V223H212V221H213ZM125 221V220H124ZM130 221V220H129ZM129 221H127V222H129ZM159 221V220H158ZM165 221L166 220H164V222H162V223H164L165 224ZM122 222V221H121ZM136 222H138V221H136ZM152 222H154V221H152ZM151 222V223H152ZM175 222V221H174ZM177 222V221H176ZM186 222V221H185ZM117 223V222H116ZM118 223H120V221L118 222ZM124 223V222H123ZM129 223H131V222H129ZM171 223V222H170ZM181 223V222H180ZM179 223V224H180ZM183 223V222H182ZM181 223V224H182ZM210 223V222H209ZM249 223V222H248ZM127 224V223H126ZM134 224V223H133ZM136 224H138V223H136ZM141 224H142V222H141ZM140 224V225H141ZM143 224H144V222H143ZM143 224H142V226H143ZM156 224V223H155ZM167 224H169V222L167 223ZM180 224V225H181ZM219 224V223H218ZM116 225H118V224H116ZM128 225V224H127ZM131 225V224H130ZM149 225H151V224H149ZM163 225V224H162ZM161 225V226H162ZM174 225H176V223L174 224ZM173 224H172V226H174ZM184 225H186V224H184ZM208 225V224H207ZM210 225V224H209ZM208 225V226H209ZM232 225V224H231ZM7 226V225H6ZM6 226H3V228L4 227H6ZM124 226H125V224H124ZM153 227H154V225H152ZM169 226V225H168ZM167 226V227H168ZM171 226V225H170ZM169 226V227H170ZM187 226V225H186ZM188 226V227H189ZM203 226H205V225H203ZM225 226V225H224ZM227 226H229V225H226V227ZM232 226H235L236 227V225H232ZM239 226V225H238ZM240 226V227H241ZM247 226V225H246ZM246 226H245V228L243 229V232L244 231H246L245 229H246ZM249 226H251V224L249 225ZM249 226H247V227H249ZM253 226V225H252ZM63 227V226H62ZM129 227V226H128ZM127 227V228H128ZM131 227V226H130ZM144 227V226H143ZM146 227V226H145ZM144 227V228H145ZM163 227H166L165 225L163 226ZM162 227V228H163ZM178 227V226H177ZM181 227H182V229L181 230H185V229H183V225H181ZM187 227V228H188ZM207 227V226H206ZM225 227V228H226ZM231 227V226H230ZM230 227H228V228H230ZM234 227V228H235ZM116 228V227H115ZM119 228H121V227H119ZM127 228H125L124 230H128ZM144 228H142V230H145ZM148 228V227H147ZM156 228H159V226L158 227H155V229ZM175 228H176V226H175ZM174 228V230L176 231L177 229H175ZM203 228V227H202ZM209 228H211V227H209ZM208 228V229H209ZM215 228V227H214ZM214 228H213V230H214ZM238 227H236V229H237ZM250 228V227H249ZM255 228H257V227H255ZM116 229H118V227L116 228ZM130 229V228H129ZM150 229H152V228H150ZM149 229V230H150ZM161 229V228H160ZM164 229H166V228H164ZM168 229V228H167ZM172 229H173V227H172ZM190 229V228H189ZM189 229H188V231H189ZM191 229H193V228H191ZM200 229V228H199ZM206 229V228H205ZM204 228H203V230H205ZM208 229H206L205 230V232L208 230ZM219 229H220V227L218 228V230L217 231H219ZM231 229H233V228H231ZM236 229H235V231L234 232H236ZM239 229V228H238ZM251 229V228H250ZM6 230H8V227H7V229ZM119 230H122V229H119ZM141 230V232L142 233H146V231L145 232H143ZM147 230V229H146ZM153 230V229H152ZM162 230V229H161ZM174 230H172V231H174ZM180 230V229H179ZM213 230H211V231H213ZM221 231H222V228L220 229ZM227 230V229H226ZM129 231V230H128ZM158 231H160V230H158ZM168 231H170V230H168ZM178 231V230H177ZM176 231V232H177ZM201 231V230H200ZM232 231V230H231ZM231 231L229 230V232L231 233ZM240 231V230H239ZM252 231V230H251ZM255 231V230H254ZM115 232H117V231H115ZM127 232V231H126ZM134 232V231H133ZM139 232V231H138ZM137 232V233H138ZM166 232H167V230H166ZM186 232H187V230H186ZM192 232V231H191ZM194 232H198V230H196V231H194ZM193 232V233H194ZM226 232H228V231H226ZM247 233H248V231H246ZM264 232V231H263ZM108 233V232H107ZM128 233V232H127ZM135 233V232H134ZM148 233V232H147ZM150 234H151V237L150 238H152V233L151 232H149ZM161 233V232H160ZM159 233V234H160ZM181 233V232H180ZM199 233V232H198ZM201 233H202V231H201ZM218 233H221V232H218ZM230 233H229V235H230ZM239 233V232H238ZM240 233H242V232H240ZM253 233V232H252ZM257 234V233H259L260 235H261V237H262V235H264V233H262V231L260 230V229H258L256 232H254V234ZM129 234V233H128ZM130 234H132V232L130 233ZM168 234V233H167ZM175 234V233H174ZM178 234V233H177ZM208 234H210V233H208ZM211 234H213V233H211ZM210 234V235H211ZM222 234H225V233H222ZM235 234V233H234ZM255 234V235H256ZM38 235V234H37ZM115 235V234H114ZM157 235V234H156ZM164 236H170V235H172V232L170 233V235H165V234H163ZM162 235V236H163ZM209 235V236H210ZM214 235V234H213ZM228 235V234H227ZM226 235V236H227ZM239 235V234H238ZM237 234H236V236H238ZM35 236H36V234H35ZM107 236H109V234L107 235ZM139 236H146V235H139ZM158 236V235H157ZM157 236H154V237H157ZM163 236V237H164ZM185 236V235H184ZM206 236V235H205ZM208 236V237H209ZM225 236V235H224ZM235 236V235H234ZM248 236V235H247ZM252 236V235H251ZM251 236H249V237H251ZM32 237V236H31ZM30 237V238H31ZM39 237V236H38ZM110 237H113V234H112V236H110ZM118 237H120V236H118ZM118 237H116L115 236V238H117L118 239ZM130 237V236H129ZM138 237V236H137ZM147 237V236H146ZM159 237V236H158ZM162 237V238H163ZM179 237H183V236H179ZM194 237H195V235H194ZM193 237V238H194ZM197 237V236H196ZM195 237V238H196ZM218 237V236H217ZM230 237H232V236H230ZM246 237V236H245ZM249 237H246V238H249ZM254 237V236H253ZM107 238H109V237H107ZM114 238V239H115ZM131 238H133L134 239V237H131ZM139 238V237H138ZM138 238H137V240H138ZM168 238V237H167ZM166 238V239H167ZM171 238V237H170ZM186 238V237H185ZM191 238H192V236H191ZM205 238V237H204ZM238 238V237H237ZM237 238H236V240H237ZM246 238L244 239V240H246ZM263 238V241H264V237H262ZM33 239L35 240V238L33 237ZM121 239V238H120ZM145 239V238H144ZM149 239V238H148ZM156 239H160L161 240V237L160 238H156ZM155 239V240H156ZM252 239L253 238H251L250 240L252 241ZM255 239H257V238H255L254 237V240ZM31 240V239H30ZM111 240V239H110ZM126 240H128L127 238H126ZM125 240V241H126ZM131 240V242H132V239H130ZM139 240H140V238H139ZM138 240V241H139ZM154 240V239H153ZM163 240V239H162ZM168 240H169V238H168ZM170 240H172V239H170ZM177 240V239H176ZM181 240V239H180ZM190 240V239H189ZM196 240V239H195ZM208 240V239H207ZM220 240V239H219ZM219 240H215V242L216 241H219ZM222 240H223V238H222ZM221 240V241H222ZM235 240V241H236ZM241 240V239H240ZM249 240V241H250ZM259 240V239H258ZM35 241H37V240H35ZM108 241V240H107ZM117 241H120V240H117ZM116 241V242H117ZM123 241V240H122ZM142 241V240H141ZM143 241H147V240H143ZM175 241V240H174ZM191 241L192 240H190L189 242L191 243ZM225 241H226V239H225ZM232 241V240H231ZM263 241H261L262 242V245H263ZM121 242V241H120ZM130 242V241H129ZM133 242L135 243V241L133 240ZM152 242V241H151ZM156 242H157V240H156ZM156 242H154V243H156ZM163 244H164V240L163 241H161ZM167 242V241H166ZM176 242V241H175ZM180 242V241H179ZM178 242V243H179ZM184 242H186V241H183V242H181V243H184ZM188 242V243H189ZM197 241H193V243L195 244ZM205 242V241H204ZM213 242V241H212ZM233 242V241H232ZM247 243H248V240L246 241ZM123 244H124V242H122ZM122 243H120V244H122ZM136 243H137V241H136ZM139 243H140V241H139ZM142 243V242H141ZM147 243H148V241H147ZM161 243V244H162ZM169 243H172V241L170 242L169 241ZM178 243H176V244H178ZM180 243V244H181ZM206 243V242H205ZM204 243V244H205ZM221 243V242H220ZM223 243V242H222ZM231 243V242H230ZM234 243V242H233ZM252 243V242H251ZM254 243H255V241H254ZM112 245H113V243H111ZM127 244V243H126ZM130 244V243H129ZM132 244V243H131ZM144 246H146L147 247V245H146V243L144 242ZM152 244V246H154L153 245V243H151ZM151 244H149V246H151ZM156 244H158V243H156ZM160 243H159V246L161 245ZM194 244H192L193 246H195ZM209 244V243H208ZM214 244V243H213ZM217 243H215V245H216ZM243 244V243H242ZM244 244H246V243H244ZM243 244V245H244ZM249 245H250V243H248ZM258 244V243H257ZM109 245H110V243H109ZM142 245V244H141ZM141 245L139 246V247H141ZM172 246H173V244H171ZM175 245V244H174ZM183 245V244H182ZM181 245V246H182ZM186 245V244H185ZM184 245V246H185ZM198 245H200V244H198ZM202 245V244H201ZM207 245V244H206ZM218 245V244H217ZM222 245H224V243L222 244ZM233 244H231V246H232ZM235 245V244H234ZM253 245V244H252ZM260 245V244H259ZM123 246H127V245H123ZM137 246V245H136ZM165 246V245H164ZM170 245H168V247H169ZM176 246V245H175ZM181 246H179L180 248H181ZM190 246H191V244H190ZM205 246V245H204ZM213 246V245H212ZM248 246V245H247ZM251 246V245H250ZM264 246V245H263ZM110 247V249H111V247L112 246H109ZM115 247V246H114ZM117 247H120V246H117ZM129 247V246H128ZM130 247H132V246H130ZM135 247V246H134ZM133 247V248H134ZM158 247V246H157ZM171 247V246H170ZM187 247V246H186ZM189 247V246H188ZM197 248L199 247V246H196ZM196 247H194V248H196ZM203 247V246H202ZM216 247V246H215ZM226 247H227V245H226ZM233 247V246H232ZM236 247H238V246H235V248ZM241 247V246H240ZM239 247V248H240ZM255 247V246H254ZM7 248V247H6ZM122 248V247H121ZM150 248V247H149ZM156 248V247H155ZM166 248V247H165ZM174 248V247H173ZM208 248V247H207ZM217 248V247H216ZM219 248H220V246H219ZM225 248V247H224ZM246 248V247H245ZM248 249H246V250H249V246L247 247ZM256 248H258V247H256ZM255 248V249H256ZM141 249V248H140ZM151 249H153L152 247H151ZM157 249V248H156ZM162 249V248H161ZM177 249V251H179V249L178 248H176ZM192 249V248H191ZM190 249V250H191ZM200 249V248H199ZM198 249V250H199ZM203 249L204 248H202V250H200L201 252L203 251ZM212 249H214V248H212ZM211 249V251H213L214 252V254H215V252L216 251H214V250H212ZM218 249V248H217ZM221 249V248H220ZM242 249V248H241ZM241 249H239V250H241ZM255 249H254V251H255ZM260 249V248H259ZM115 250V249H114ZM123 250V249H122ZM121 250V251H122ZM125 250V249H124ZM158 250L159 251H161L160 249H159V247H158ZM163 250V249H162ZM175 250V249H174ZM205 250V249H204ZM207 250V249H206ZM226 250V249H225ZM228 250V249H227ZM242 250H244V248L242 249ZM241 250V251H242ZM258 250V249H257ZM128 251H129V249H128ZM128 251H126V252H128ZM131 251V250H130ZM134 251V250H133ZM137 251H139V248H138V250ZM147 251H149L148 250V248H147ZM168 251V250H167ZM177 251H175L176 253H177ZM182 251H184L183 249H182ZM186 251V250H185ZM197 251V250H196ZM219 251V250H218ZM221 251H222V249H221ZM234 251H237V248L234 250ZM233 251V252H234ZM251 251V250H250ZM253 251V252H254ZM112 252H114V251H112ZM136 252V251H135ZM150 252V251H149ZM155 252H157V251H155ZM163 252V251H162ZM169 252V251H168ZM167 252V253H168ZM174 252V251H173ZM205 252H209V250L208 251H205ZM226 252V251H225ZM224 252V253H225ZM243 252H245V250L243 251ZM256 252H259V251H256ZM255 252V253H256ZM101 253H104V252H101ZM106 253V252H105ZM129 253V252H128ZM132 253V252H131ZM131 253L129 254V256H131ZM153 253V252H152ZM158 253V252H157ZM160 253V252H159ZM164 253V252H163ZM162 253V254H163ZM166 253V252H165ZM175 253V254H176ZM181 254H180V257H181V255H183V254H185V253H182V252H180ZM193 253H195L194 252V250H193ZM217 253V252H216ZM222 253V252H221ZM220 253V254H221ZM237 253V252H236ZM249 253V252H248ZM247 253V254H248ZM251 253V252H250ZM260 253V252H259ZM138 254V253H137ZM147 254H149V253H147ZM191 253H189V254H187V255H190ZM195 254H198V252L197 253H195ZM203 254V253H202ZM202 254H200V255H202ZM226 254V253H225ZM227 254H228V252H227ZM230 254V253H229ZM232 254V253H231ZM230 254V255H231ZM239 254H242V253H239ZM261 254V253H260ZM98 255H100V254H98ZM104 255V254H103ZM106 255V254H105ZM109 255V254H108ZM107 255V256H108ZM110 255H112V254H110ZM125 255V254H124ZM127 255V254H126ZM140 255H143V254H140ZM152 255H154L155 256V254H152ZM172 255H174V254H172ZM217 255V254H216ZM219 255V254H218ZM224 254H222V256H223ZM230 255H228V256H230ZM233 255H235L234 253H233ZM248 255H250V254H248ZM106 256V257H107ZM132 256H133V254H132ZM136 256V255H135ZM146 256V255H145ZM151 256V254L149 255V257ZM157 256V255H156ZM166 257H168L169 256V258H170V256H171V254L169 255L168 254V256L167 255H165ZM184 257H188V256H185V255H183ZM196 256V255H195ZM197 256H199V255H197ZM208 256H211V255H208ZM214 256V255H213ZM213 256L211 257V258H213ZM225 256V255H224ZM232 256V255H231ZM236 256V255H235ZM244 256V255H243ZM246 256V255H245ZM259 256V255H258ZM264 256V255H263ZM105 257V258H106ZM134 257V256H133ZM138 257V256H137ZM136 257V258H137ZM173 257V256H172ZM176 257H178V256H176ZM179 257V258H180ZM190 257H191V255H190ZM205 257V255L204 256H202V258H204ZM207 257V256H206ZM253 257V256H252ZM2 258V257H1ZM98 258V257H97ZM141 258H142V256H141ZM153 258V257H152ZM155 258V257H154ZM164 258V257H163ZM198 258V257H197ZM200 259H201V257H199ZM198 258V259H199ZM209 257H207V259H208ZM222 258V257H221ZM229 258V257H228ZM235 258H238V255H237V257H235ZM244 258V257H243ZM246 258H248L247 256H246ZM258 258V257H257ZM264 258V257H263ZM99 259V258H98ZM97 259V260H98ZM113 259V258H112ZM143 259V258H142ZM176 259V258H175ZM189 259V258H188ZM191 259V258H190ZM231 258H229V260H230ZM239 259V258H238ZM249 259V258H248ZM93 260H95V259H93ZM97 260H95L96 262H97ZM118 260V259H117ZM124 260V259H123ZM127 260L129 261V259L127 258ZM140 260V259H139ZM167 260V259H166ZM163 261V262H167V261ZM184 260V259H183ZM182 260V261H183ZM193 260H195V259H193ZM202 260V259H201ZM204 260H206V258L204 259ZM203 260V261H204ZM209 260V259H208ZM218 260V259H217ZM223 260H225V259H223ZM228 260V262H230ZM233 260V259H232ZM235 260V259H234ZM232 261V264H233V262H235V261ZM244 260H245V258H244ZM251 260V259H250ZM255 260V259H254ZM99 261V260H98ZM103 261V260H102ZM125 261V260H124ZM123 261V263H125ZM130 261H131V258H130ZM133 261V260H132ZM135 261H136V259H135ZM149 261H151V259L149 260ZM155 261V260H154ZM153 260H152V264H154L155 262H154ZM170 261V260H169ZM190 261V260H189ZM211 261H212V259H211ZM211 261H209V263L211 262ZM239 261H241L240 259L238 260V262ZM256 261H258L257 259H256ZM0 262H2V261H0ZM92 262V261H91ZM106 262V261H105ZM113 262V261H112ZM117 262H119V260L117 261ZM144 262V261H143ZM146 262V261H145ZM144 262V263H145ZM148 262V261H147ZM161 261H159L158 263H160ZM186 262H188L187 260H186ZM193 262V261H192ZM200 262V261H199ZM202 262V261H201ZM206 262V261H205ZM214 262V261H213ZM213 262H211V263H213ZM219 262V261H218ZM245 262V261H244ZM253 262V261H252ZM251 262V263H252ZM260 262H261V260H260ZM259 262V263H260ZM262 262H263V260H262ZM99 263V262H98ZM127 263V262H126ZM129 263V262H128ZM127 263V264H128ZM131 263V262H130ZM133 263H134V261H133ZM136 263H140V262H136ZM158 263H156V264H158ZM170 263V262H169ZM177 263V262H176ZM180 263L182 264V262L180 261ZM183 263H185V262H183ZM215 263V262H214ZM221 263L223 264L224 263V261L222 262L221 261ZM236 263H237V261H236ZM250 263V262H249ZM256 263V262H255ZM264 263V262H263ZM5 264V263H4ZM119 264V263H118ZM143 264V263H142ZM161 264V263H160ZM168 264V263H167ZM174 264H175V262H174ZM188 264V263H187ZM192 264H194V263H192ZM196 264H199V263H197L196 262ZM205 264V263H204ZM215 264H217V261H216V263ZM226 264V263H225ZM230 264V263H229ZM238 264V263H237ZM248 264V263H247ZM258 264V263H257Z\"/></svg>",
  "mask_w": 264,
  "mask_h": 264
}]
</instances>
